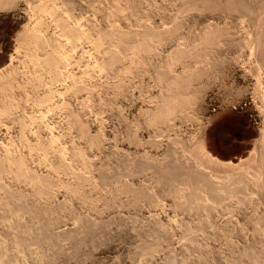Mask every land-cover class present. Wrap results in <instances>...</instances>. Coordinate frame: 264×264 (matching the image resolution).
Returning a JSON list of instances; mask_svg holds the SVG:
<instances>
[{
  "label": "bare ground",
  "instance_id": "6f19581e",
  "mask_svg": "<svg viewBox=\"0 0 264 264\" xmlns=\"http://www.w3.org/2000/svg\"><path fill=\"white\" fill-rule=\"evenodd\" d=\"M57 1H61L62 3L61 2L58 3ZM80 1L78 2V0H77L76 2L78 4H80ZM90 1L92 2V1H95V0H90ZM97 1L99 2V0H96L95 1L96 4H98ZM109 1L110 0H108L107 2H109ZM115 1H120V0H115ZM122 1H124L123 3L126 4V5H121L122 4L121 3ZM138 1H140V0H137L136 3L133 4V3L129 2V1L121 0V2H120L121 4H118V2H116L117 3L116 5H115V2L113 1L114 4L113 3L112 4L114 6H112V7L114 8V10H115L114 12L115 13L112 12L113 10L110 11L108 9L109 7L107 8L109 11L106 10L107 13H102V12H104V9L102 8V6H105V4H103L105 1H103L101 8H100V6L97 5L100 8V11L103 9V11L101 12L102 15L104 14L103 15L104 17H102V19H101L102 21L105 20V19L103 20V18H105V16H106L105 14L108 15L107 16L108 19H109V15H110V17H112L113 15H111L110 13H112V14L114 13V16L117 14L116 17H118V16L121 17L122 12H123V14H124V17L123 18L124 19L126 18L125 20L123 18H121V19L124 20V22H122V23H120L119 19L117 18L118 21H119V23H120V25L117 24L118 26L117 25L115 26L114 25L115 22L113 23V25L110 24V23H112L114 21V16H113L112 17L113 18L112 21H111L112 18L109 19L111 22L108 21V20H105L106 23H107V21L110 22L109 23L110 26L108 25V27H110V28L107 29V27L105 26L106 29H104L105 27L104 28H101V26H100V28L94 27L95 24L98 23V21L96 20L97 21L96 22L94 19L96 18V15L97 16L100 15L99 14L100 11L97 10V9H99L97 6H96L95 10H93L94 8H92V6L95 7V5H93L94 2H92V3L90 2V4H89L92 9H90V8L87 9L89 6L85 7L89 2L87 4H85L84 1L82 0L83 4L81 3V5H80V6L83 5V9L86 8L87 9L86 10L87 12H90L91 10H93V12H94V15L92 14V12H90V15L92 14L94 16L92 19L95 21L94 22L95 24L93 23L94 26H93V24L91 26L87 25L88 26L87 27L86 24L88 22H90V21H87V23H86L85 21L79 20L80 22H82L84 24L86 23L85 26H83L84 24H81L79 21H78L79 23L78 22H75V19L77 21V17L75 16L76 17L75 18L74 17V14L71 13V11L74 12L75 6H76V5H74V1L73 0H0V24H3L4 25V28L7 27L10 30L13 29V28H14V30H15V28H18L19 25H20V23L22 22V20L29 15L28 13H25L29 9H30L29 11L32 12V14H31L32 17L30 18L28 16L29 19H30V21L33 20L32 18H36L35 19V22L32 24L31 27H27L26 28L25 25H24V23H21V24L24 25V27H23V25L20 26V27L21 28L23 27L22 29L24 31L23 30H20L19 33H21V31H23V32L21 34L16 35L18 37L17 38L18 41H17L16 37L14 36L15 39H16V41L19 42V44L18 43H15V45L17 44L18 47H20L19 49H17V45H16V49L17 50H21V51L18 52L14 48L15 51L13 50V52H15V53L18 52L17 54H19L21 57H17V59H16L15 57L17 55L13 58L12 56H9L10 55L9 54L8 55L9 58H7L8 61L7 60L5 61V59L2 60V58H1L2 61L0 60V118L3 119V120L6 119L4 121H10L13 125H16L17 128H18V130H19V133H18V130H17V134L20 135V136H22V137H25L24 132H28V130H29V132H31L30 129L27 128L28 125H27L26 120L31 119L32 117H30L28 115L25 116V114H27V113H24L23 112V114H22L21 111L19 110L21 107L19 106V102L18 101L21 102L23 100V97L24 96L23 97L20 96V97H22V100H21L20 97H17L18 100H16V98H15L17 96L16 90L18 91V94H19V88L21 87V84L24 83L23 82L24 80L22 81L21 80L22 78L20 76L19 77L21 79L19 78L20 79L19 81H22L23 83L21 82V84H20L19 81L17 80L18 79L19 72H18V68H17L18 65H16V64H19L20 66L21 65L23 66V67L21 66L20 71H21V69L22 70H25V73H31V75L35 77V78L34 77L32 78V76L30 75V78L31 79L29 78L30 80L33 79V82L31 81L32 82V86H36L35 87V90L36 91L32 87L30 88V89L33 90V92H35V93L32 94V96L33 95H35V96L33 98L30 97L31 95H29V94L32 93V90H30V91L26 90V92L27 91L28 92H31L29 94L27 93V97H29V98H26V99L28 101H32V103H33L32 104V107L33 106L34 107L35 106L42 107L41 106L42 104L44 106V103L45 104H46V102L47 103H50L48 101L49 100L52 101L54 98L51 99L50 98L51 97L50 94H49L50 96L47 95L48 93L46 91H44L41 87L40 88H38V87L41 86V84H43L44 81L47 80V79L50 82H53V83H54L55 80H58V82H60L59 78H61V76L64 75V74L61 75V73H64L61 70H64V68H66V67H67V69L69 68L68 67L69 64L68 65L66 64V67H64L65 65L63 64L64 65L63 66V69H61L62 68V63L64 61L63 60V56L67 52L66 51L67 50L66 49V46H68L67 47L68 50L71 49V51H72L73 49H72L71 46L74 47V46H76V44H79V43H82V44L84 43L85 44L86 43L85 45H86V50H87V44H90L91 48L93 50H96L95 52L92 51V52H94L93 54H95L93 56H99L100 55L99 58L96 60V62L93 60L94 61V64L96 63V66L94 65V69L93 68L91 69L90 67L91 66L93 67V65L90 66V64H89L88 67H86L87 65H84L85 66L84 71H86V72L83 71L84 72L83 73L81 71L82 72L81 73L82 74V77H81V75H78L77 74V76L78 77L80 76V78L71 79L72 82L69 85H67L68 84V82H67V84H66L67 86L65 87V90H64V96H65V98H64V100L63 99H60V101L63 100L65 102L64 103L65 105L63 104V101H61L60 103L62 104V106L64 105L63 106L64 107V114H65V118L68 121V124L66 123L67 130H68V127H69L70 130L72 129L73 131H75L78 134V136H80L82 138V141H84V142L87 143V144H84V146L85 145H88V149L89 150L96 151V153H98L97 151H99L100 153H102V151L105 149L106 146L104 147L103 146V143L100 142V141H104V140H100L99 141V138L101 139V137L103 135H100L99 138L98 137L97 138H94L95 136L93 137V135H96L95 134L96 131H95L94 134L93 135L91 134L92 136L90 137L89 136L90 133H88V131L90 130L89 129V126H87L88 127L87 129L88 130H86L89 135L86 134V131H85L84 127H86V125L88 123L85 126H83V124L86 123V122L84 123L85 119H84V121L83 120H80V118L78 117L79 116L78 112L76 113V111H75V108L78 107L79 105H81L83 103V101H84V100H82L83 99L82 96H84V94L85 95H89V98L91 97V99H92V97H94L95 95H97L98 96L97 102H99L101 100V97L100 96H104V98L107 99L108 103L110 104L108 106H112L113 105V106H115V108H118L117 110L114 109L116 113H117V111L119 113L120 109L124 108V106H125L124 111L125 110H128L126 108V105H131L130 107H133V103L135 101L134 89H136V90L139 89V87H136L135 86V83L139 79V75L140 76L141 75H145L144 72L142 73V71H143V69H145L146 66H144L143 68L140 67L142 65V62L145 61L144 58L145 57L147 58L148 55H153L154 53L156 54V52H158L157 49H159V53H160L163 50V48L167 50L168 48L171 49L172 47H175V49L173 48L174 52L173 51H170V52H173V54L175 53L176 55H177V53H179L177 56L174 55V57H178L177 59L181 58L180 55L181 56L184 55L183 57H185V50L188 49V46H186V48H187L186 49L183 45H185L187 42H190V41L192 42L193 41V48L192 49L194 51H196L197 54L195 55V52L192 49L191 50L188 49L189 51H187L188 53L186 52V55L188 56L189 53H190V55H192L191 51H193V53H194L192 55L193 57L190 56V55L188 56V57H192L191 59H193L194 56H198V55L201 56V57H203V59H204V56H206V57L209 56V57H207V59L209 58V61H206V57H205V60L204 61H203L202 58L201 59H202V61L204 63L205 62H207V63L209 62V64H212L213 59H214V61L216 63L214 65L212 64V69H213V67L215 69V66L216 65H218V67L221 68L220 64L223 66V62L225 63V61H223L222 63L221 62L218 63L219 60L217 61L216 59H220V60L221 59H225L226 56H227V59L229 57L228 60L226 59L227 62L230 61V63H233V65L235 64L234 63L235 61L234 62H231L233 60H236L237 61V59H242L241 61H245L244 63L246 64V68L244 70L246 72L245 71L244 72L242 71L243 72L242 79H243V82L245 83V87H244L245 90H244L243 95L236 102H233L234 104L233 103L232 104L235 105V107H237V108L239 107V109L242 111V113L245 116V118H246L247 122L249 123V125L255 127V130L258 131V134L260 135L259 148H260V155H261V157H260V160L261 161L260 160L259 161L264 163V32H263L264 31V28H263L264 27L263 26L264 25V17H263L264 16L263 15L264 14V4H263L264 1L263 0H176V2H175V0H173L172 3L173 2H174V4L177 3L176 4V10L174 9L175 7L173 8V12L175 11L176 15L173 12H171L173 14L167 13L169 15L171 14L170 15L171 17L173 15H175L173 19L171 17H169V15H168L169 18L164 17V16L163 17L160 16V15L166 13L165 11H162L161 10L162 8L164 10H166V9L168 10L169 9L168 7L169 6H172L171 5L172 3L171 2L169 3V0H168V3H167V0L166 1L164 0L166 2V4H169L167 8H165L166 7V4H165V2H163V0H162L161 3H163L165 6L163 4L162 5H158V6H164L162 8L161 7L159 8L158 6H156L157 3L155 2L156 3L155 4L153 2L152 6H154V7L156 6V8H154L152 6L151 7L154 8V9H157V12H159L157 14L158 15L160 14L159 16L162 17V18H160L161 20L158 19V21H160L159 22L160 24L155 23L156 20L155 21L153 20L152 23L150 22L148 24V23H146L147 21L146 22H141V21H139V19H136L137 17H135V16H138V15L141 16L140 13H143L144 12V11L141 12V9H139L140 10L139 14H136L138 10L136 11V10H134V8L136 6H138V5H140V4L137 3ZM143 1L144 0H141L139 3L143 2ZM101 2H99L100 5H101ZM107 2H106V4H107ZM146 2L147 1L145 0L144 3L146 4V6L149 5V2L148 3H146ZM144 3H141V4H144ZM58 4L60 5L61 8L64 5V7H63V10L64 11L61 8H59V7L58 8L60 9V11L58 10V8L56 7V6H59ZM91 4H92V6H91ZM109 4L112 5L111 2ZM145 4L143 5L144 7H146ZM23 5L26 8V11H25V8L24 9L23 8L22 9L20 8ZM150 5H151V3H150ZM151 7H149V10L150 11H151V9H150ZM126 8L128 10H132V12L131 11H128ZM125 9H126V11L129 12V15H127L128 12L125 13L123 11ZM142 9H143V7H142ZM158 9H159V11H158ZM76 10H75V12L77 13V15H78V12L79 11H80L79 13H81L80 15H83V13L81 12L82 9L79 8V11L77 10L78 12ZM96 10H97V12L99 11L98 12L99 15L97 14ZM133 10L136 12L135 13L136 14L135 16H134V11ZM146 10L147 9H145V11ZM153 11L154 10H152V13H155L156 14V12H153ZM160 11H162L163 13L161 14ZM46 12H48L49 17L51 19V21L50 22H47V23L48 24L49 23H52V26H53V28H51V26L48 25V28H49V26L51 28L50 32L53 31L51 34H49L50 32L47 31L48 28H46L47 27V24L45 22V21H48L49 19L48 20L46 19L45 21L42 20L43 17H45L47 15V14L45 15ZM67 12H70L71 13L72 16H70V13H69L68 17H70V18L72 17L74 21L68 19L67 15H66V14H68ZM95 12H96V15H95ZM168 12H169V10H168ZM43 13H44L45 16H43ZM26 14H28V15L26 16ZM86 14H88V13H86ZM144 14H146L145 16H147L148 18L145 17ZM144 14H142V15L144 16V18L146 20H148L150 17L147 15V12H144ZM80 15H78V16L80 17ZM88 15H85V16H88ZM130 15L133 16L131 19H133L135 17L134 18L136 20L135 23H133V21L132 22L130 21V18H129V17H131ZM47 16H46V18H47ZM127 16H129L128 17L129 18V21L128 22H126V20L128 19ZM159 16H157V17H159ZM165 16H166V14H165ZM99 17H101V15ZM144 18L143 17H140V19H143V20H144ZM170 18H171V20L169 21ZM68 20H70V21H68ZM90 20H91V18H90ZM115 20H116V18H115ZM30 21H28V22H30ZM105 21L103 23L104 25L106 24ZM118 21L116 20V22H118ZM158 21H156V22H158ZM25 23H27V22H25ZM99 23H100V21H99ZM157 24L160 25V26H158ZM97 25L99 27V24H96V26ZM26 26H28V25H26ZM0 30H2V29H0ZM3 33H4V29H3ZM8 34H10V33H8ZM10 36H12V35H10ZM84 41H86V42H84ZM84 44H83V46H85ZM69 45H71L70 46L71 48L69 47ZM83 46H81V47H83ZM180 46H181L182 49L184 48V50H181ZM77 47H75V48L77 49ZM79 47H80V45H79ZM81 47H80L79 50H82ZM83 48H85V47H83ZM160 48H161V51H160ZM86 50L84 49L82 51L83 54H84V51L86 52ZM168 51L169 50H167V52H163V54L164 53L165 54L168 53ZM224 51H227V53H224ZM82 52H81V54H82ZM96 52H98L99 55H97L98 53H96ZM73 53H76V52H72V55H73ZM169 53H168V56H170ZM86 54H88V53L86 52ZM66 55H65V57H67ZM77 55L79 56L80 54H78V52H77V54L75 56H77ZM80 56H82V55H80ZM84 56H86V55L84 54ZM93 56L91 57V59L93 58ZM158 56H159V54H158ZM163 56H166V55H163ZM168 56H167V58L166 57L165 58L167 60H169V61L171 59V61L173 60L172 62L175 63L174 61L176 59L175 58L172 59L171 57L168 58ZM187 56H186V58H184V59L182 58L181 59L182 62L186 59V61L189 63V60L190 59H188ZM223 56H225V58H223ZM70 57H71V55L68 58L70 59ZM73 57L70 60H72ZM76 58H79V57H76ZM153 58H156L157 59V60L155 59L156 61H158V59H159V58H157V56H154ZM88 59L90 60L89 56L87 57V60ZM163 59L164 58L162 57V61L161 62H165V61H163ZM194 59H196V58H194ZM194 59H193V61H194ZM201 59L199 57L198 58V60H199L198 62H200ZM210 59L212 61L211 63H210ZM89 60L87 61V64H88ZM78 61H79V59L76 62H78ZM81 61H79V63H81ZM84 61H86L85 58H84ZM84 61L82 63H84ZM147 61H148V59H147ZM156 61H155V63H157ZM177 61L178 60H176V62ZM90 62L92 63L91 60H90ZM149 62H150V60L148 61V63ZM161 62H160V64H162ZM166 62L169 65L166 64L165 71L162 70V68H160L163 65L160 66L159 61H158V64L159 65L158 64L157 65L159 66V70L161 69L163 72L161 70L160 71H157L158 69L157 70L156 69H153V70H156V72L153 73L154 76L152 74V77H153L152 78V81L154 79L156 80V82L153 81V83L154 84L155 83L156 84L158 83V85L160 84L159 86H161L162 88L164 87V89H161L158 86V88L160 89V91L157 92L159 94H158V96H156V99H155V100H157V99H160L161 98V100H159V102H161V104L158 102L159 105L157 104L155 110L146 109V110H148L147 111V114L146 115L143 114L145 116L142 117V119L144 118L143 120L146 121V119L148 118V114H149V116H150L149 118H153V119L155 118L153 120L155 122L153 123L152 120H147L146 123L143 120H141V122H139V120L141 118H139V120H138V117L136 118L134 116L136 118V119H134L132 117L133 116L132 115L133 113L131 114L132 115L131 118L133 119L132 121L137 120L140 124L142 122H144L145 123L144 126L147 125V122H149L153 126V125H156V123L158 124V121H159V123H163V124H161V126H163V127L165 126L167 132H169L170 130H174V129H170L171 127H173L174 124L173 123H170L172 121V119H169V118H172L174 116H177L178 117V115H176V113H175L176 110L173 109L174 110L173 111L171 108H174L175 107L174 105H176V107H178L179 106V103H180V105L182 104V102L184 103V101H185L184 98H183L184 101H181V102H178L177 101V99L181 96L179 94H181L182 91H183L182 94H184L185 90L187 88L189 89V86H187L188 85V82H190V81L192 82L196 78L193 79V80H191V79H182V80L185 81V83L188 80V82L186 83L187 85L184 83L187 87L186 86H183V87H185V88H183V87H180L181 84L180 85H177V87H175L176 90H177V88H183L184 90L183 89H182V91L180 90L181 92H178L179 89L177 91L175 90V92H177L176 94L179 95L178 98L175 97V96H178V95H174L175 94L174 93V89L175 88H173L176 85L175 84V79L177 78V76L175 77V75L177 73L173 72L174 73L173 74L174 81H173L172 80V75H171L172 72L171 71L172 70L173 71L176 70V69L174 70L173 67L177 66L178 63L173 64V66L171 67L170 66V63L171 62L170 63L168 61H166ZM187 62L185 63V65H187ZM203 62H200V63H203ZM73 63L74 62H71L72 65L75 64V63L74 64ZM82 63H81V65H82ZM139 63H140V65L138 66ZM143 63H145V62H143ZM153 63H154V61H153ZM153 63H152V61L150 62V64H153ZM155 63H154V65H155ZM179 63H180V59H179ZM196 63H197V61H196ZM196 63H194V65ZM207 63H206V65H208ZM189 64H193V62L192 63H189ZM76 65H78V64H75L74 66H76ZM79 65L76 67L78 70H79V68L81 66V65L80 66ZM167 65L170 68H172V70L169 71V69L167 68ZM185 65L183 64L184 67H185ZM194 65H187V66L188 67L189 66H192V67L195 68L196 65L195 66ZM137 66L139 68H142V71H140L139 68L137 70ZM164 66H163V68H165ZM178 66H181V65H178ZM183 66H182V68H183ZM226 66H227L226 67L227 68L226 73L224 71V68H221L223 70L220 71L222 74L225 73L226 76L220 74V77H223L224 78V77H227V75H230L231 77H234V75H235V69L232 67V65H230V66L226 65ZM73 67H72V69H73ZM82 67L83 66H81V68ZM150 67L152 68V65H150L149 68ZM188 67H187V69H188ZM81 68H80V70H81ZM87 68H90V70H92V71L94 70V74H96L93 77L91 75V72L89 71L88 76L91 79L94 78V81H92V82H91V80L89 81L90 78L88 79V77H86L85 78L86 80H84V77L83 76H86L85 74H87V72H88L87 71L88 70ZM149 68L147 66V69L146 70H148ZM154 68H156V67H154ZM187 69L185 68L186 71L192 70L191 68H189V70H187ZM212 69H211L212 73L216 71V70L213 71ZM179 70H181V69L179 68ZM66 71L68 72V70H66ZM67 72H66V74H68ZM73 72H75V70ZM78 72L80 74V71H78ZM140 72L142 74H140ZM231 73H232V75H231ZM196 74L197 73H195V75ZM198 74L200 75V73H198ZM206 74L207 73H205V74L203 73V75H206ZM68 75H65V76H68ZM74 75H75V73H74ZM149 75H150V73H149ZM195 75H193V76H195ZM199 75H197V76H199ZM203 75L201 73V75L199 76L200 80H201V78H202ZM218 75L219 74L217 73L216 79L219 77ZM27 76H29V74H27ZM70 76L71 75H69L68 78ZM178 76H180V74ZM22 77H24V74L22 75ZM25 77H26V75H25ZM72 77H76V75L75 76L72 75ZM145 77H143V79H145ZM207 77L205 76V78H204V76H203V78L207 80V83H209L208 81H210V80H208ZM210 77L212 78V76H210ZM210 77H209V79H210ZM68 78H67V80L69 81ZM29 79L25 80V83H28ZM149 79H151V78H149ZM213 79L216 81L215 78H213ZM220 79H222V78H220ZM177 80L178 81H181V78H180V80L177 78L176 79V83H178ZM234 80H236V79H234ZM65 81H66V79H65ZM31 82H29L28 85ZM191 82L189 84L192 85L193 82L192 83ZM212 82H214V81H212ZM141 83H143V82L141 81ZM54 84L57 85L56 82ZM139 84H136V85L138 86ZM147 84L148 83L146 82V85ZM202 85L200 86V88L197 87V86H195V88H198V89H195L194 90L195 91L194 92L195 94L193 95V93H190V94H192V96H191L190 99L192 101L193 100L194 101L191 102L190 99L189 100L187 99V101H188L187 104H188V107H189L190 106L189 105L190 102L191 103H195L197 105V108H195V109L197 111H199V113L200 112L201 113H207L206 112L207 109L215 108V105L216 104H215V102H213V100H212L213 98L211 99V97H212L213 93L217 91L216 89H217L218 86H217V84H216V86H217L216 88L214 87L215 85H213V87L210 86L211 88L207 90V88H206L207 85L204 82L202 83ZM48 86L49 85H46V87H48ZM59 86H60V84H58V87ZM27 87H30V86H27ZM143 87H145V86H143ZM143 87L140 86V89L143 88ZM191 87H190V89H191ZM23 88H25V86L24 87L22 86V88L20 89V91L23 90ZM146 88H148V87H146ZM146 88L144 90L143 89L142 90L145 91ZM37 89L38 90L41 89L42 91L46 92V95H44L43 93H41V91L38 92ZM188 89H187V92H188ZM139 90H138V92H139ZM163 90L165 92H167V96L162 94L164 92ZM192 90L193 89H191L190 92H193ZM50 91H52V90H50ZM53 91H55V89ZM21 92H23V91H21ZM26 92H25V94H26ZM37 92L40 93V95L41 94H43V95L39 96L37 94ZM160 93L162 94V97L159 96ZM186 93L184 95H187L188 94V93L187 94ZM190 94H188V95L190 96ZM22 95H23V93H22ZM61 95L62 94H59V97H62L63 96V95L62 96ZM189 96H184V97L185 98L186 97L189 98ZM55 97H57V96H55ZM157 97H160V98H157ZM174 97H175V99H174ZM99 98H100V100L98 101ZM140 98H141V96H140ZM150 98L152 99V97H150ZM171 98H172V100H171ZM180 98H182V97H180ZM180 98H179V100H180ZM14 99L18 102V104H17V102H15ZM95 99L93 98L91 101H93ZM58 100H59V98H58ZM138 100H136V103L138 102ZM173 100H176L177 101L178 106L176 104V101H174L175 103L173 102L174 103V105H173V103H172ZM101 101H104V100H101ZM107 101L105 100V102H107ZM170 101H171L173 107H171V103L169 104ZM53 102H52V105H53ZM94 102L95 101H93V103ZM97 102H95L94 104H96ZM105 102H104L103 105H105ZM147 102L144 101V103H147ZM152 102L154 103V101H152ZM152 102H150V103H152ZM14 103H16V104H14ZM101 103H103V102H101ZM108 103H106V106H107ZM139 103H140V101H139ZM144 103H143V106H144ZM153 103H152V105H154ZM25 104H26V102H25ZM61 104H60V106H57V109H58V107H59V109L62 107ZM86 104H88V103L86 102ZM124 104H126V105H124ZM20 105H22V104H20ZM30 105L31 104H29V106ZM83 105H82V107H83ZM90 105H88V106L90 107ZM100 105L99 106L102 107L103 109L106 108V106L104 107V106H102V104H100ZM146 105H148V104H146ZM251 105H253V107H251ZM16 106H18V108H16ZM22 106L24 107V105H22ZM84 106H86V105H84ZM23 107H22V109H23ZM25 107L28 108V106H26V105H25ZM45 107H46V105H45ZM54 107L56 108V106H54ZM130 107H128V108H130ZM182 107H183L182 105H181V107L179 106L178 107L179 110H182L183 109ZM78 108H80V107H78ZM138 108H140V107H138ZM180 108H182V109H180ZM24 109H26V108H24ZM28 109L30 110V107ZM33 109H31L30 111H32ZM54 109H53V111H54ZM93 109H95V108L93 107ZM99 109L102 110V112H100V114L103 116L104 115L103 112H105L106 109L104 111L101 108H99ZM99 109L96 108V110H94V112H96ZM111 109H108L109 110L108 112L112 113L113 112V108H111ZM137 109H135L136 110L135 112L138 113V110ZM15 110H17V111L19 110L18 112L21 113V115L20 116H17L15 114L16 113ZM37 110H38V108H37ZM140 110H141V108H140ZM41 111H38V112H41ZM49 111L51 112L52 110H48V113H49ZM45 112L47 113V111H45ZM115 112H114V114H115ZM126 112H127L126 114L129 113L128 111H126ZM173 112L175 113V115H173L174 114ZM189 112H191V111H189ZM34 113H35V111H34ZM83 113H86V112H82V114ZM118 113L115 114V117H116V115H118L117 117H120L119 116L120 113L119 114ZM122 113H124V112H122ZM177 113H180V111L178 112V109H177ZM181 113H184V112H181ZM32 114H33V112H32ZM40 114H42V113H39V116H37V115L36 116L37 117H40ZM55 114L56 113H53V116L54 117H55ZM87 114H89V113H87ZM140 114L142 115V111H141ZM29 115H31V113ZM42 115H44V114H42ZM56 115H58V114H56ZM97 115L99 116V114H97ZM97 115H95V116L97 117ZM171 115H172V117H170ZM181 115H183V114H181ZM185 115H184V118H188V116H190V115L187 114V112H186ZM46 116L48 117L49 115H45V117ZM85 116H88V115L85 114ZM146 116H147V118H145ZM180 116H179L180 119L179 118L178 119L180 121H182V120L184 121L185 119L183 118L181 120L182 117H180ZM27 117H28V119H27ZM60 117H59V119H60ZM88 117H91V116L89 115ZM99 117H97V118L100 119V121L101 120L103 121V119H101L102 117L101 118H99ZM49 118H48V120H49ZM85 118H87V117H85ZM34 119L35 118H32V121ZM42 119L43 118H41V120ZM125 119L127 120V118H122L120 120H118V118H117L115 120H117L119 122H121V120H122V122H123ZM173 119H174V121H177L178 120V119L176 120V117H174ZM41 120L39 121V119H38L37 122L39 121L41 123ZM48 120H47V122L49 123ZM65 120L63 118V122L64 123H65ZM156 120H157V122H156ZM30 121H29V123H30ZM35 121H34V123L33 122L32 123L35 124ZM82 121H83V124H82ZM127 121L129 122V120H127ZM137 121H135L136 123L134 122L135 124L133 123L135 126H136V124L138 125L136 127V129L135 128H132V126L131 127H125L127 125L128 126L131 125V124H127L128 123L127 122L126 125L124 126L126 130H124V128L122 130V132L126 131V134L125 135L122 134L121 136H123V135L126 136V141L128 142L127 145H126L127 146V149H124L122 147H119L118 146V141H117V145H116L115 144L116 142H114V140H113V142H114L113 145H114L115 149L114 150H111L113 148H110L109 152H107V153L104 150L105 154H100V155H104V157L100 159L99 164H95V161L93 162V160L92 161L90 160V158L91 159H94L97 156L95 157V156H92V154H90L93 158L92 157L89 158V156L85 153L86 150H83L82 149L83 148V145L81 143H80L81 145L78 144L80 147L79 146L77 147L76 145H72L71 148L69 147L70 150L68 151L69 153H67L66 150H68V149H64V147H63L64 145L62 146L63 148H61V146L59 144H57V142H60V139H62V138H60L58 136V139H57L58 141H56V139H55V135H57L56 133L54 134V136H52V138H51V135L50 134H49L50 135V138L48 137V135H46L47 137H45V139L49 138V140L47 139L48 146H46L47 143H46V145H45V143L43 145V147L46 148V150L50 149L52 151V149L55 148V151H53V152H58L59 151V152H61V154L64 152V157H63L64 159L63 158L62 159H59V161H57V163H58L57 166L54 164L56 167L54 165H52L53 164L52 163L51 164L52 165L51 167L53 168V171H52V169L50 170V172L57 173L58 175L59 174H62L61 176H64L65 177L63 179H61L62 177L60 178V177H58V175H55L57 177V180H54L56 177L54 179L52 177H47L48 176L47 175L48 173L46 174V172H45V176L46 177L44 176L42 178H37V176L36 175H33V174H38V173L32 172L30 170L29 171L31 173H27L29 171L26 168L25 164L27 165V163L29 161H31L32 159L30 160L29 159L30 157H29L28 158L29 161L27 163H25L26 162L24 160V157L25 156H22V155H24L26 153V151H25L26 148H27V152L29 153L28 148H30V147H27V146L25 147V150H23V151H25L24 154H21L22 152H19L18 148H17V151H15V149H14V152L20 153L21 156H19L20 154L18 156H15L16 153L14 154V156H11V157H10V155H7V156H9V158L6 161H8L10 167L12 169L14 167L15 170L17 169L18 173L22 176V178L25 177V180L24 181L25 182L28 181L27 183H28V185H31L30 187L33 190V193L34 194L31 192L32 193L31 195H33V196H28V195H26L25 192L20 191L19 189H21V188H19V187H17V190L12 189V188L15 187L14 182H11V184H13L14 186L11 185L10 187H11L12 190H10L8 188L7 184L3 183V181H2L3 178L0 180V192L3 193L2 194V197H0V225L5 224V226H3V227L0 226V264H54L56 262L58 264L59 261H56V260H60L61 262H67V261L71 262L73 260V262H74L73 264H83L82 262H84L85 260H87V258H85V260H84L83 257L81 258L80 253H79L80 247L82 245H85L84 243L87 240H89L91 242H94V238H95V235H96L95 233L97 231L101 232L102 233V236L104 234H107V233H104V232L108 228V226L110 225V222L112 221V220H110L111 216H110L109 213L106 214V215H108L107 216L108 217L107 219L106 218L105 219H100V216H99V219L100 220L97 219V220H99V223L98 224H95V223H93L92 220H91L92 223L89 222V218H87V220H85L86 218H84L85 216H83L84 215L82 213L83 211L81 212L83 215L82 214H80V215H81V218L84 221H83V223H81L82 225L79 226L80 228L78 230L76 229L77 231L74 229L73 234H72V231L71 232H67L68 234H71V235H61V234L52 233V231L55 232L54 229H56V231H57V228H58L59 225L61 226V224H57L55 221H57V218H62V216H60L61 215L60 214L58 217H56V213H54L55 214V217H56V220L53 221L55 219V217H54V219L52 218L53 219L52 220L50 218V215H52L51 212H52L53 209H55L53 212L57 211L56 210L57 207L56 206L54 207L53 204H52V202H51L52 206L54 207L52 209L51 208V204L49 205V202L48 203L46 202V205H45V202L44 201H48V198H46V197H48L51 194L50 193V190L53 189V188H55V187L63 188L64 191H65V192L64 191L63 192L66 193V196H68V197L69 196H71V197L73 196L72 198H74V197H76V199L78 198L79 199L78 200V203L81 201L80 206H81L82 203H84V205L85 204L86 205H89L87 207V209H89V207H90V209H93L95 211L98 210L97 209V206H99V205H96V204L97 203H100V201L101 202L103 201L102 204H105V207L107 209H109V208L112 207V206H110L112 204V202H114L115 200L117 201V199L121 195H123L124 198H121L120 197L121 199L118 200L119 201L118 204L123 207L124 203H122L123 204L122 205V204H120V201L122 199H125V196L127 194L128 195L131 194L132 195L131 196L132 200L133 201H136V205H132L134 207L133 210L134 209L136 210L137 208L140 207V206L137 207L139 205V204L137 205V203H138L137 201H139V202L140 201H147V202L150 203L151 200H154V196H153V198H152V196L151 197L149 196L152 192L150 194H148V193L146 194V189H147L146 185H147V183H150V184H154L155 187H161L159 189V191H160L159 193L162 192V194H163V191H164L166 194L172 195L171 197H173L172 199L174 201L173 204L176 205L175 206L176 208L178 207V211L174 210L177 213L180 210L181 211L182 210H185V211L186 210H189L188 213L189 212L192 213L194 211V209L192 211L191 208H193L194 206H196L197 209H205V208L207 209L206 206H209V205H205L207 199H209V200L211 199L215 203V205H216V203L218 204V202H220L221 200L224 201L223 199H225L227 196L229 197L232 192L235 193L238 190L237 188H234V187L232 188V185L237 184V180L239 179V177H238V179L235 178L237 180H235L236 182H234V184H232V183L229 184L226 181L225 182H223V181H220V182L218 181L217 182V181L211 180L209 178V176L202 170L201 165H199V163L196 162L195 160H192L191 162H186L181 157H176L178 153L176 154L175 151H177L178 149H174V146H173L175 144V143L173 144V142H175L174 139L172 141V144L173 145L171 144L173 147L171 145L168 146L167 147V151L165 150L166 151L165 154L163 155V157H161V159L162 158L165 159L163 161H161V159H160V161H156L155 160V157L153 155H151V152H149V150L147 151V150L143 149L142 152H138L137 151L138 150L137 148H139L140 146H144L145 144L143 145V143H146V145H147L149 142L147 143L148 140L145 141V142H142L143 137L141 136L142 139L138 137L137 133L141 129H140V126H139L140 124H138ZM151 121H152V123H151ZM174 121H172V122H174ZM10 122H8V123H10ZM2 123H4V125L6 126L5 122H2ZM32 123H30L31 125L29 127L32 126ZM48 123H45V125H48ZM129 123H131V122H129ZM184 123H186V122L184 121ZM50 124H52L51 121H50ZM36 125H39L40 126L39 123L36 124ZM45 125L43 124L42 126H45ZM61 125H64L65 126V124H63V123ZM121 125H122V123H121ZM56 126H58V125H56ZM10 127L12 128V126H10ZM10 127L8 128V126H7V128L9 130H10ZM13 127H15V126H13ZM50 127L52 128V126H50ZM50 127H49V129L47 128L48 131L51 130ZM7 128H6V130H8ZM26 128L28 129L27 131H26ZM119 128H121V126L118 127V129ZM12 129L14 130V128H12ZM39 129H40V127H39ZM54 129L56 130V128H54ZM63 129H65V128H63ZM100 129L98 128L97 131L99 132ZM158 129L161 130V127L158 128ZM35 130H33V131L34 132L38 131V128H37L36 131ZM52 130H53V128H52ZM57 130H56V132H57ZM70 130H68V131H70ZM164 130L162 129L163 133L166 131V130L165 131ZM8 131H6V132H8ZM40 131H41V129H40ZM42 131H43V128H42ZM42 131H41V133H42ZM62 131L64 132V130H62ZM73 131H72V133H73ZM162 131H160L159 133H161ZM63 132H62V135H63ZM101 133H97V135L98 134H101ZM145 133H148V132H145ZM159 133H157V134H159ZM186 133H187V131H186ZM44 134H47V133H44ZM51 134H52V132H51ZM103 134H104V132H103ZM155 134L156 133H154L153 135H155ZM161 134L159 136L162 137ZM28 135H29V133H28ZM28 135L26 134V137ZM30 135L33 138L35 136L34 134H31V133H30ZM58 135H60V134H58ZM70 135L73 136L75 134H71L70 133ZM43 136H45V135H43ZM63 136L65 137V135H63ZM72 136L70 138H72L71 140L73 141V137L74 136L73 137ZM12 137L14 138V136L11 135V140H12ZM17 137H19V136H17ZM67 137L68 136L66 134V137H65L66 138V142L65 141L64 142L67 143V144H69L70 142L69 141H68L69 143L67 142ZM156 137L157 136H155V139H156ZM165 137L167 138L168 143L170 144L171 142H169V139L171 137H173V135L170 136V137L169 136L167 137V133H166V136ZM15 138H16V135H15ZM37 138H36V140L34 139L36 143H37ZM74 138H76V137H74ZM145 138L146 139L147 138L150 139V137H148V134H147V136ZM173 138H175V136ZM181 138L178 137V141L182 140ZM9 139H10V136H9ZM111 139H112V135H111ZM115 139H117V138L115 137ZM157 139H156V141H157L156 143L154 141V143L152 145V148H149V149L152 150V149H154V145H155V149H154L153 152H155V150L157 151V148H158V147L156 148V144L159 142L158 141L159 139L158 140ZM187 139H189V138H187ZM11 140H8L6 142H8L9 145L12 144V146H14L15 144H13L11 142L16 141V140H12V141ZM29 140H31V138ZM39 140L40 139H38V141ZM185 140L184 141L182 140L181 143L183 144V142H185ZM9 141H11V142H9ZM18 141H19V139H18ZM82 141H80V142H82ZM123 141H125V139H123ZM110 142L112 143V141H110ZM120 142H122L121 139H120ZM161 142H162V140H160V143ZM36 143H34V144H36ZM77 143L78 142H76V144ZM151 143H152V140H151ZM151 143H149V144L151 145ZM165 143H167V142H165ZM22 144H25V143H22ZM39 144L41 145V142H39ZM182 144H180V145H182ZM53 145H54V147H53ZM131 145L135 146L134 147V149H135L134 151L131 150V148H132ZM158 145H159V143H158ZM5 146H7L9 148V146L7 144ZM37 146L39 147V145H37ZM65 146L67 147V145H65ZM81 146H82V148H81ZM102 146L104 147L103 149H102ZM109 146H110V144H109ZM117 146H118L119 149H117ZM7 147H6V149H7ZM10 147H11V145H10ZM17 147L21 148L22 145L17 146ZM149 147H151V146H149ZM159 147H161V145H159ZM11 148H9V149H11ZM158 149H160L162 151L161 148H158ZM89 150H87V152H89ZM182 150H183V148H182ZM190 152H191V150H190ZM6 153L4 155H6ZM10 153H11V151H10ZM10 153L8 152L7 154H10ZM12 154H13V151H12ZM175 154H176V156H175ZM25 155L27 156V153ZM30 155L32 157V154H30ZM0 156L2 157L3 155H1V153H0ZM2 159H3V157H2ZM34 159H35L34 161L37 160L36 157ZM41 159H43V158H41ZM151 160H154V161H151ZM45 161H47V160H45ZM112 161L113 162L115 161V164H116L115 165V168L111 165L112 164L111 163ZM1 162H0V175H1V172H2V168H5L3 166L4 164H2ZM37 162H39V161H37ZM31 163H33V162H31ZM47 163H48V161H47ZM29 164H30V162H29ZM34 164H35V162H34ZM37 164H39V163H37ZM5 165H7V164H5ZM1 166H3V167H1ZM35 166H37V168H39L38 165H35ZM35 166H33L32 169H34ZM45 166H47V164ZM48 166H49V163H48ZM31 167H32V165H31ZM7 169H8V167H7ZM46 169L47 168L45 167L44 170H46ZM24 170L26 171L27 174H25ZM3 171H4V169H3ZM42 171H43V168H42ZM42 171L40 170L39 172H41L40 174H42V176H43L44 173ZM48 171H49V169H48ZM7 173H10L9 170L6 171V174ZM16 173H15V175L12 173L11 174V178L9 180L12 179V175H14V177H15L16 176ZM40 174H39L38 177H41ZM49 174L51 175V173H49ZM237 174L239 175V173H237ZM20 175H18V177ZM240 175H242L240 177H243V178L245 176V175L243 176V174H240ZM2 176H3V174H2ZM18 177L16 176L15 179L16 180L17 179L19 180ZM222 177H224V175ZM222 177H221V179H222ZM215 178L217 179V177L214 176V179ZM227 178L228 177H226V179ZM217 180H219V179H217ZM223 180H224V178H223ZM228 180H229V178H228ZM20 182H21V178H20ZM18 184L20 185L19 182L17 183V185ZM150 184H148V185L149 186H152ZM24 186H23V188H26V187L28 188L27 185H26V187H24ZM15 189H16V187H15ZM56 189H58V188H56ZM28 191H31L30 188H29ZM28 191H26L27 194H28ZM154 191H156V190H154ZM148 192H150V191L148 190ZM55 193H58V192H55ZM154 193H153V195H154ZM157 193L158 192L155 193L156 198H158ZM29 195H30V193H29ZM52 195H54V194H51V198H53ZM58 195H57V197H58ZM161 195L159 194V196H161ZM164 196H166V195H164ZM231 196H233V194ZM30 197H33L34 199L33 198H30ZM39 198L44 200L43 201L44 203L43 202L42 203L44 204L45 207L43 205H41V203H40L41 201L38 200ZM49 198H50V196H49ZM63 198H65V197L63 196ZM54 199H55V197H54ZM61 199H62V197H61ZM76 199H75V201H76ZM159 199L160 200L162 199L161 201L164 200L163 198H158L157 200H159ZM166 199L168 200V197ZM172 199H171V201H172ZM226 199L228 200V198H226ZM62 200L64 201V199H62ZM65 200H66L65 203H67V205H68L69 203L67 202V198H65ZM125 200H126L125 201L126 204H130L129 202H127L128 201L127 199H125ZM132 200L130 199L131 202H132ZM209 200H208V203H209ZM63 201H62V203L59 202V204H58L56 202L54 204L55 205H58V206L61 204V209H63L62 208V205H65V204H63ZM123 201H121V202H123ZM159 201H156V202H159ZM151 202L153 203V201H151ZM163 202H162V204H163ZM210 203H212V202H210ZM144 204H145V202H144ZM173 204L171 203V205H173ZM112 205H115V204H112ZM149 205H151V204H149ZM70 206H71V204H70ZM71 207H73V206H71ZM71 207H69L70 210H71ZM77 207H78V205H77ZM105 207L104 206H101V209H104ZM118 207L119 206L116 207L117 210H118ZM69 208H68V210H69ZM83 208L85 209V207H83ZM113 208H114V206L111 208L112 211L115 210ZM210 208H208V209H210ZM73 209L74 208H72L71 212L73 211ZM80 209L78 210L79 212H80ZM124 209L125 208H123V210ZM212 209H214V208H212ZM93 210H90V212L93 211ZM123 210H121V212ZM84 211H86V210H84ZM105 211L106 210H103V212H105ZM199 211H201V210H199ZM199 211L196 212V210H195L194 211V214L195 213L196 214L197 213L198 214H201V213H199ZM213 211H212V213H213ZM57 212H59V211H57ZM88 212L89 211H87V213ZM98 212H99V215L103 213L100 210H98ZM98 212H96L97 215H98ZM100 212H102V213H100ZM207 212H209V211H207ZM207 212H205V213L208 214ZM65 213H64V216H66ZM94 213H93V215H95V217H96V213L95 214ZM181 213H183V211ZM190 213L189 214L186 213V214L187 215H190ZM210 213H211V211L209 212V214ZM111 214L114 215L113 213H111ZM183 214H185V212ZM194 214L192 213V215H194ZM198 214H197V216H199ZM206 214H205V216H209V215H206ZM57 215H58V213H57ZM68 215H70V212H69ZM74 215H76L75 212H74L73 216ZM86 216L89 217L88 215H86ZM91 216H90V218H91ZM109 216H110V218H109ZM197 216L195 218H199L200 217V216L199 217H197ZM69 217L70 216H68L66 219L68 220ZM63 218H65V217H63ZM77 218H78V216H77ZM79 218L78 219L73 218V220L76 221V220H79ZM116 218H114V219H116ZM22 219L25 221V223H21L20 222ZM204 219H206V217H204ZM60 220L61 219H59V221ZM73 220H72V222L74 223ZM117 220H115V221H117ZM203 220H201V221H203ZM69 221L70 220L63 221V222L66 223V222H69ZM85 221H86V223H84ZM195 221H196V219H195ZM201 221H199L201 224H205V223L207 224V222H201ZM204 221H208V220H204ZM95 222H98V221H95ZM133 222H135V221L133 220ZM259 222L262 223L261 220H259ZM60 223H62V222L60 221ZM154 223H156V222H154ZM37 224H38V226H35ZM73 225L74 224H72V226ZM78 225H79V223H78ZM197 225H199V224H197ZM65 226H66V224H65ZM134 226L135 225L133 224V227ZM161 226H163V225L161 224ZM184 226H185V224H184ZM67 227H66V229H69ZM191 227H187V228H189V230H190ZM198 227H200V226H198ZM70 228H71V226H70ZM73 228L74 227H72V229ZM146 228H147V225H146ZM150 228H151V224H150ZM162 228L163 227H160L158 229L156 228L157 229V232L156 233H158L159 229H160V231L163 230ZM200 228H198V229H200ZM58 229L60 230L59 232L61 233L62 232L61 230L62 229H65V227H63L62 229L60 227ZM142 229H145V228L143 227ZM152 229H150V230H152ZM156 229H154L153 231H155ZM263 229L264 228H262V230ZM66 231H64V232H66ZM115 231H117V230L115 229ZM259 231H260V229H259ZM262 232H260V233H262ZM101 233L98 234V235H96V236H99L100 239H102ZM112 233H110V234H112ZM136 233H138V232H136ZM142 233L144 234V231H142ZM147 233L149 234L151 232H147ZM110 234L109 235H105V236L108 237V236H110ZM152 234H153V232H152ZM141 235H139V236H141ZM145 236H147V235L145 234ZM157 236H159V235H157ZM165 236H168V235H165ZM69 237H71V240H73V241H71L69 243V247H71L73 249V251H72L71 254L69 253V254H67L65 256L64 255L65 254V251H64V254H63L62 253L63 251L60 250L61 253H59V252L58 253H55V256L53 258L51 256L54 253V252H52L53 249L51 251L52 252L51 255L49 253L48 254L46 253L47 251L49 252V250H50V248L52 246L61 247V246H58L59 243L58 244H56V243L57 242H61L63 239L68 240V239H70ZM110 237H112V235ZM110 237H108V238H110ZM126 237H128V236H126ZM142 237H144V236H142ZM163 237H164V235H163ZM108 238H107V240H108ZM128 238H132V237L129 236ZM155 239H156L155 241H157V238H155ZM104 241H105V239H104ZM111 241H113V239ZM161 241L162 242L163 241H166V239L161 238ZM103 243H105V242H103ZM143 243H145V242L143 241ZM54 244H56V245H54ZM93 244L95 246V243H93ZM99 244H101V243H99ZM102 244H101V246H103ZM110 244H111V242H110ZM60 245H62V244H60ZM64 245H63V247H65ZM97 245H98V243H97ZM66 246L68 247V245H66ZM106 246L107 245H105V248H106ZM112 246L115 247L116 245H112ZM87 247H89V246H87ZM93 247H91V248H93ZM96 247H94V248L96 249ZM99 247H100V245H99ZM113 247H111V249H110V247H108L109 249L106 250L107 253H113V252H115V250H114ZM89 248H87V249L89 250ZM54 249H55V247H54ZM150 249H151L152 252L153 251L156 252V250L154 248L153 249L150 248ZM116 250H118V249L116 248ZM91 252H94L93 249L91 250ZM152 252L149 251L148 254L149 253H152ZM81 253H85V252H81ZM141 253H142V251H141ZM103 254H105V253H103ZM145 254H143V255H145ZM85 255H86V257H88L89 254L87 255L85 253L84 256ZM128 255H130V254H128ZM132 255H134V254H132ZM143 255L141 254L140 257H144ZM168 256H169V254L167 255V257ZM170 256H172V258L174 259L173 254H171ZM172 258H171V260H173ZM253 258H254V256H253ZM61 264H63V263H61ZM167 264H175V262H174V260L173 261L168 260Z\"/></svg>",
  "mask_w": 264,
  "mask_h": 264
},
{
  "label": "rangeland",
  "instance_id": "374dc122",
  "mask_svg": "<svg viewBox=\"0 0 264 264\" xmlns=\"http://www.w3.org/2000/svg\"><path fill=\"white\" fill-rule=\"evenodd\" d=\"M74 1V5H76L75 6V10L79 7L80 9H82L81 10V12L83 13V15H80L81 13H79L80 11H79V8L76 10L77 12H78V15H80V17L77 15V13L75 12V10H74V12H72L71 11V13L72 14H74V17L76 16L77 17V21H76V17L74 18L75 19V22H78L79 20H82V21H85L86 23H87V21H90V22H88L87 24H86V26L87 25H89V26H91L96 20L98 21V23H96V24H99V27H98V25L96 26V24H95V26H94V24H93V26L94 27H97V28H100V26H101V28H104L105 26L107 27V29L108 28H110V27H108V25H109V23L113 20V16H114V8L112 7V6H114L113 4V1L115 2V5L117 4L116 2H118V4H121V5H126V4H124L123 2L124 1H122L121 2V0L120 1H115V0H110L109 2H107L108 0H99V2H101V5H100V3L98 2V4H96L95 3V1H92V2H94V4L93 5H95V7L94 6H92V4H91V6H92V8H94L93 10H95V8H96V6L98 5V6H100V8H101V6H102V3H103V1H105L103 4H105V6H102V8L104 9V12H102L103 11V9L100 11V8L99 9H97V10H99L100 11V15H101V17H99L100 15L98 14V12H97V10H96V12H97V14L99 15V16H97L96 15V12H95V15H96V18L93 20L92 18L94 17L93 15H94V12H93V10H91L90 12H92V14L90 15V12H87L86 10L87 9H92L91 7H90V0L88 1V0H83L84 1V3L85 4H87L88 2V4L85 6V7H87V6H89L87 9L86 8H84L83 9V5L82 6H80L81 5V3L83 4V2H82V0L80 1V0H78V2L80 1V4H78L76 1L77 0H73ZM88 1V2H87ZM125 1H129V2H131V3H136V1L137 0H125ZM134 1V2H133ZM141 1V0H140ZM140 1H138L137 3L138 4H140V5H138V6H136L135 8H134V10H138L137 11V13L134 11V16L136 15V14H139V12H140V10L139 9H141V12L142 11H144V12H147V15L150 17L148 20H146L145 18H144V16L146 15V14H144V12L143 13H140V15L141 16H135V17H137L136 19H139V21H141V22H146V23H152L153 22V20L155 21H158V19L159 20H161L160 18H162L163 16L164 17H167V18H169V17H171L170 15L171 14H175L176 15V13H175V11L173 12V8L176 10V4L177 3H175L174 4V2L172 3V1L173 0H169V3L171 2L172 4V6H169L168 7V5L169 4H166V0L164 1L163 0V2H165V4H166V7L165 8H169L168 10H169V12H168V10L166 9V10H164L162 7H164L165 5L163 4V3H161L162 2V0H146L147 2L146 3H148L149 2V5H147L146 6V4L144 3V1L143 2H141V3H144L145 4V6L146 7H144L143 5L144 4H141V3H139ZM264 1V0H263ZM58 3L59 2H61V1H57ZM79 5H77L76 3ZM91 2V3H92ZM106 2H107V4H106ZM111 2V4L112 5H110L109 3ZM121 2V3H120ZM153 2L155 3H157V5L156 6H158V5H164V6H158L159 8L161 7L162 9V11H165L164 13L166 14V16H165V14H162L163 12L162 11H160L161 12V14L162 15H160V16H162V17H160L157 13H159V12H157V9H154V8H156V6L154 7V6H152V4H153ZM175 2H176V0H175ZM178 2V1H177ZM62 3V2H61ZM60 3V4H61ZM150 3H151V5H150ZM155 3V4H156ZM160 3V4H159ZM167 3H168V0H167ZM84 4V5H85ZM175 6H174V5ZM263 4H264V2H263ZM59 5V4H58ZM142 5V6H141ZM141 6V7H140ZM154 7V8H150L151 9V11L149 10V7ZM36 7V6H35ZM57 8L59 7V8H61L60 7V5L59 6H56ZM63 7H64V5H63ZM63 7L61 8L62 10H63ZM106 7V8H105ZM109 7V8H108ZM125 7V6H124ZM139 7V8H138ZM142 7H143V9H142ZM148 7V8H147ZM21 9L23 8H25L24 7V5L23 6H21L20 7ZM56 8V9H57ZM58 8V10L60 11V9ZM110 10V11H112V12H114L113 14L112 13H110L111 15H113L112 17H110V15H109V19H111V21L108 19V15L107 14H105L106 16H105V18H103V20L105 19V20H108V21H110V22H108L107 21V23H106V21H105V25L103 24L104 23V21H102L101 19H102V17H104L102 14H101V12L102 13H107L106 12V10H108V9ZM172 8V9H171ZM65 9V8H64ZM127 9V8H126ZM126 9L125 10H123L125 13H127L128 11H131L132 12V10H128V11H126ZM130 9V8H129ZM145 9H147L146 11H145ZM30 10V9H29ZM26 11V8H25V13H28V14H26V16L28 15L30 18L32 17V12L31 11ZM84 10V11H83ZM108 10V11H109ZM152 10H154L153 12H156V14L155 13H152ZM64 11V10H63ZM89 11V10H88ZM158 11H159V9H158ZM30 12V13H29ZM171 12H173V13H171ZM68 14H66L67 15V17H68V15H69V13L70 12H67ZM71 13H70V16H72L71 15ZM86 13H88V14H86ZM109 13V12H108ZM136 13V14H135ZM167 13H171L170 15L169 14H167ZM48 16H47V15ZM120 14V13H119ZM142 14H144V16L142 15ZM47 16V18H46V16ZM45 15H44V13H43V16H45V17H43V19L42 20H48V21H45L46 22V24H47V27L46 28H48V25H50L51 26V28H53V26H52V23H47V22H50L51 21V19H50V17H49V14H48V12H46L45 13ZM85 15H88V16H85ZM117 15V14H116ZM116 15L114 16V21L112 22V23H110L111 25H113V23H114V25L116 26L117 24L118 25H120V23H122V22H124V20L126 19H124L123 17H124V14H123V12H122V15H121V17L120 16H118V17H116ZM127 15H129V12L127 13ZM168 15H169V17H168ZM175 15H173L171 18L173 19L174 18V16ZM264 15V14H263ZM26 17V18H24L23 20H22V22L21 23H24V25H25V27L27 28V27H31L32 26V24L35 22V19L36 18H32L33 20H31L30 21V19H29V17ZM82 16V17H81ZM126 16V15H125ZM131 17H129V16H127V18L129 17L130 18V21L132 22L133 21V23H135L136 22V20L133 18V19H131L133 16L132 15H130ZM157 16H159V17H157ZM100 19H99V18ZM140 17H143L144 18V20L143 19H140ZM145 17H147V16H145ZM152 17V18H151ZM264 17V16H263ZM81 18V19H80ZM90 18H91V20H90ZM115 18H116V20L118 21V19H119V21H120V23H119V21L118 22H116V20H115ZM118 18V19H117ZM121 18H123V19H121ZM129 18L126 20V22H128L129 21ZM148 18V17H147ZM171 18L169 19V21L171 20ZM28 19V20H27ZM68 19H70V20H73V18L71 17H68ZM88 19V20H87ZM122 21H121V20ZM152 19V20H151ZM70 20H68V21H70ZM28 21H30V22H28ZM74 21V20H73ZM72 21V22H73ZM93 21V22H92ZM96 21V22H97ZM99 21H100V23H99ZM155 21V23H158V24H160L159 22L160 21H158V22H156ZM25 22H27V23H25ZM74 22V23H75ZM80 22V21H79ZM78 22V23H79ZM125 22V23H126ZM20 23V25H19V27L18 28H15V30H14V28L13 29H8L7 27H5L4 28V25L3 24H0V29H2V30H0V60H1V58H2V60H4L5 59V61L7 60L8 61V59L7 58H9V56H12L13 58L15 57L16 59H17V57H21L19 54H17L19 51H21V50H17V49H19L20 47H18V45H17V49H16V45H15V43H18L19 44V42H17L18 41V37L16 36V35H18V34H21L24 30L22 29L23 27H24V25L23 24H21ZM30 23V24H29ZM81 24H84V23H82V22H80ZM91 23V24H90ZM145 23V24H146ZM73 24V23H72ZM85 24L83 25V26H85ZM144 24V25H145ZM157 24V25H158ZM23 25V27L21 28L20 26H22ZM26 25H28V26H26ZM117 25V26H118ZM50 26H49V28L47 29V31L48 32H50V30H51V28H50ZM110 26V25H109ZM158 26H160V25H158ZM264 26V25H263ZM88 27V26H87ZM106 27L104 28V29H106ZM168 27V26H167ZM170 27V26H169ZM86 28V27H85ZM264 28V27H263ZM3 29H4V33H3ZM20 30H23V31H21V33H19L20 32ZM53 30V29H52ZM263 30V29H262ZM261 30V31H262ZM2 32V33H1ZM6 32V33H5ZM18 32V33H17ZM53 31H51L49 34H51ZM264 32V31H263ZM8 33H10V34H8ZM16 33V34H15ZM14 34V35H13ZM3 35V36H2ZM7 35V36H6ZM9 35V36H8ZM10 35H12V36H10ZM16 37V39H17V41H16V39H15V37ZM2 38V39H1ZM6 38V39H5ZM4 41V42H3ZM16 41V42H15ZM3 42V43H2ZM84 42H86V41H84ZM84 44V43H83ZM83 44L82 43H79V44H76V46H71V45H69V47L71 46L72 47V51H71V47L69 48L70 50H68V46H66V51L68 52H66V54H64V56H63V63H62V68L61 69H63V66L64 67H66V64L68 65V69H67V67L66 68H64V70H61L62 72H64V73H61V75H63V76H61V78L63 79H61V78H59V80H60V82L62 83H60V82H58V80H55L54 81V83L56 82L57 83V85L56 84H54L53 82H50L48 79L47 80H45L44 81V83L43 84H41V86H39L38 88H42L44 91H46L48 94L47 95H51V99H53L52 101L51 100H49L48 102H50V103H47L46 102V104L44 103V106H43V104L41 105L42 107H37V106H33L32 107V101H28L26 98H29V97H27V93L29 94V93H31V92H28V91H30V90H32V89H30L31 87L35 90V87L36 86H32V82H33V79L32 80H30L31 78H30V75H31V73H25V70H22L21 69V71H20V68H21V66L19 65V64H16V65H18L17 66V68H18V72H19V75H18V81L21 79L24 83H25V80H27V79H29V81H28V83L29 82H31L29 85H28V83H23L22 81H19V83L21 84V82L24 84H21V87L19 88V94H18V91L16 90V92H17V96L15 97L16 98V100H18L17 99V97H20V96H24L23 97V100H22V97H20L21 98V102L20 101H18L19 102V106L21 107L19 110L21 111V113L23 114V112L24 113H27V114H25V116H30V117H32V118H35L33 121H32V118L31 119H28V117H27V119L28 120H26V122H27V125H28V129H30V131L31 132H29V130L26 128V131L28 130V132H24V135H25V137H22V136H20V135H18L17 134V130H18V128H17V126L16 125H13L10 121H4V120H6V119H1L0 118V153H1V155H3L2 157H3V159H2V157L0 156V162L2 163V164H4L3 166L5 167V168H2V172H1V175H0V180L3 178V183H5V184H7V186H8V188L10 189V190H12V189H14V190H17V187H19V188H21V189H19L20 191H23V192H25L26 193V195H28V196H33V195H31L32 193H33V190L31 189V185H28V181H24L25 180V177L24 178H22V176L18 173V171H17V169L15 170V168L13 167V169L10 167V165H9V163H8V161H6L8 158H9V156H7V155H10V157L11 156H14V154L16 153V152H14V149H15V151H17V148H18V150H19V152H22L21 154H24L25 153V151H26V153H27V156L24 154V155H22V156H25L24 157V160L26 161L25 163H27L28 161H29V159L31 160V161H29L30 162V164L32 165V167H31V165L29 164V162L27 163V165L25 164V166H26V168L28 169V171L30 170V171H32V172H35V173H38V174H33V175H36L37 176V178H42V177H44L45 176V172H46V174L48 175L47 177H52L53 179L56 177L55 175H58L57 173H53V172H50V170L52 169V171H53V168L51 167L52 165H56L57 166V161H59V159H62L63 157H64V152L61 154V152H53V151H55V148H53L52 149V151L50 150V149H48V150H46V148H44L43 147V145H44V143H45V145H46V143H47V145L46 146H48V142H47V139L49 140V138H50V135H51V138H52V136H54V134L56 133L57 135H55V139H56V141H58L57 139H58V136L60 137V138H62V139H60V142H57V144H59L60 146H61V148H63L64 147V149H68V150H66V152L67 153H69L68 151L70 150V148H71V146L72 145H76L77 147L79 146V145H83V148H82V146H81V148L83 149V150H86L85 151V153L89 156V158L90 157H92V156H97L96 158H94V159H91L90 158V160L92 161L93 160V162L95 161V164H99V161H100V159L101 158H103L104 157V155H100V154H105V152L107 153V152H109V150H110V148H113V149H111V150H114L115 149V147H114V142H116L115 144L117 145V141H118V146L119 147H122V148H124V149H127V141H126V136H124L125 134H126V131H124V132H122V130H123V128H124V130H126L125 129V127H131L132 126V128H135L136 129V127L138 126L137 124H136V126L134 125L136 122L135 121H137V120H135V121H132L133 119L131 118V116L134 118V119H136L137 117H138V120H139V118H141L140 120H139V122H141V120H143L142 119V117H144L146 114H147V111L148 110H146V109H149V110H155L156 109V106H157V104H158V102H159V100H161V98L160 97H162V94L163 95H166L167 96V92H165L164 90V92L161 94L160 93V97H157V98H160V99H157V100H155L156 99V96H158V94L159 93H157L158 91H160V89L159 88H161V89H164V87L162 88L161 86H159L158 85V83L156 84H154L153 83V81L154 82H156V80L154 79L153 81H152V74L153 73H155L156 72V70L157 71H160L159 70V64H160V62L162 61V57L164 58L163 59V61H165V62H161L162 64H160V66L161 65H165L164 67L165 68H163V66H161L160 68H162V70H164L165 71V69H166V64H168L166 61H168L169 63H170V66L172 67L173 66V64H176V63H178L177 64V66H175V67H173V69L175 70V71H173L172 70V68H170L168 65H167V68L169 69V71L170 70H172L171 72H172V80L174 81V79H173V72H175V73H177L176 75H175V77L177 76V78L180 80V78H181V81H178V83H176V79H175V86L173 87V88H175V87H177V85H180L181 84V86L180 87H183V86H186L187 84V82H188V80L186 81V83H185V81L184 80H182V79H191V80H193V79H195V80H193L192 82H193V86L191 85V84H189L190 82H188V85L187 86H189V89H188V92H187V89L185 90V92H184V94L187 92L188 94H190V93H193V95L195 94L194 92V90L195 89H198V88H195V86H197V87H199L200 88V86L202 85V83L204 82L207 86H206V88H207V90L208 89H210L211 87H213V85H215L214 87L216 88L217 86V91L216 92H214L213 93V95H212V97H211V99L213 100V102H215V108H212V109H207V113H199V111H197L195 108H197V105L195 104V103H191V102H193L190 98H191V96H192V94H190V96L187 94V95H184V94H182V89L183 88H185V87H183V88H177V90H178V92H181V94H179V95H181L180 97H182V98H180L179 97V95L178 94H176L177 92H175V90H176V88L174 89V95H178V96H175V97H179L180 98V100H179V98L177 99V101L178 102H181V101H184V99H185V101H184V103L182 102V108L184 109H182V108H180V109H182V110H179V106L181 107V105H180V103H179V106H178V104H177V101L176 100H173L172 101V103L174 102V101H176V104H177V106L178 107H176V105H174V103H173V105L176 107H174V108H171L172 110L173 109H175L176 110V115H178V117L177 116H174V117H176V120L179 118V116L181 115V114H183V115H181L180 117H182L181 118V120L184 118V115L186 114V112H187V114L188 115H190V116H188V118H184L185 120V122L186 123H184V121L182 120V121H180L179 119V121L177 120V121H174V117H172V115L170 116V117H172V118H169V119H172V121H174V122H170V123H173L174 125H173V127H171L170 129H174V130H170L169 132H167V130H166V128H165V126L163 127V126H161V124H163V123H159V121H158V124L156 123V125H151L149 122H147V125L146 126H144L145 125V123H146V121L147 120H154L153 118H149L150 116H149V114H148V118H147V116L145 117V118H147L146 119V121H144V122H142L141 124L137 121V123L138 124H140L139 126H140V131L137 133V135H138V137L139 138H141L142 139V137H143V139H142V142H145V141H147V143L149 142V143H151V140H152V143H151V145L148 143L147 145H146V143H143V145L144 146H140L139 148H137L138 150V152H142V150L143 149H145V150H149V152H151V155H153L154 157H155V160L156 161H160V159H161V157H163V155L165 154V152L167 151V147L168 146H170L171 144H172V141H173V139H174V141L175 142H173V146H174V149H178L177 151H175L176 152V154H177V156H176V154H175V156L176 157H181L182 159H184L186 162H191L192 160H195L196 162H198L199 163V165H201V167H202V170L209 176V178L211 179V180H214V181H223V182H227V183H232V184H234V182H236L235 180H237L238 179V177H239V181L237 180V184H234V185H232V188L234 187V188H237L238 190L234 193V192H232L231 193V195L233 194V196H231L230 194V196L228 197H226V198H228V200L225 198V199H223L224 201H220V202H218V204L216 203V205H215V203L210 199H207V201H206V203H205V205H209V206H206L207 207V209L205 208V209H197L196 208V206H194L193 208H191V210L193 211V209H194V211L196 210V212H198L199 210H201V211H199V213H201V214H198L199 216H197V214L195 213L194 214V211L192 212L194 215H192V213H190V215L192 216H190V215H187V214H189L188 213V211L189 210H182L183 211V213L185 212V214H183V213H181L182 211L180 210L178 213L176 212V211H178V207L176 208L175 206V204H173L174 203V201H173V197H171L172 195H168V194H166L164 191H163V194H162V192L161 193H159L160 191H159V189L161 188V187H155L154 186V184H150V183H147V185H146V187H147V189H146V194L148 193V194H150L151 192V194L149 195L150 197L152 196V198H153V196H154V200H151V201H153V203L150 201V203L149 202H147V201H137L138 203H137V207H139V208H137L136 210L134 209L133 210V206L132 205H136V201H133L132 200V198H131V194H127L126 196H125V199H127L128 201L127 202H129L130 204H126V200L125 199H122L121 201H123V202H121L120 201V204H122V203H124V205H123V207L121 206V205H119L118 203H119V201L118 200H120L121 198H124V196L123 195H121L118 199H117V201L115 200L114 202H112V204H115V205H112L111 203V205L110 206H114V208L113 209H115L114 211H112V207L111 208H109V209H107L106 207H105V204H102L103 203V201L101 202L100 201V203H97L96 205H99V206H97V209L98 210H100V211H102L103 212V210H106L105 212H100V213H102V214H100L99 215V212H98V210H93V209H90V207H89V209H87V207L89 206V205H84V203H82L81 204V206H80V203H81V201L78 203V198L76 199V197H74L75 199H76V201H75V199L74 198H72L71 196H66V193H64L65 191H64V189L63 188H60V187H55V188H53V189H51L50 190V193L51 194H54V195H52L53 196V198H51V194L49 195L50 196V198H49V196L48 197H46V198H48V201H44L43 199H38L39 201H41L40 203H41V205H43L44 206V202H45V205H46V202L48 203L49 202V205L51 204V202H52V204H53V206L55 207H59L58 209L56 208V210L57 211H61L60 213L59 212H57V211H55V212H53L55 209H53L54 207L52 206V204H51V208L53 209L52 210V215H50V218L52 219H54V217H55V214L54 213H56V217H58L60 214V216H62V218H57V221H55L56 220V217H55V219L53 220V221H55L57 224H61V229L63 228V227H65V229H66V227L67 228H69V229H62L61 231V233L59 232L60 230L58 229V228H60L59 226H58V228H57V231H56V229H54V231L55 232H53L52 231V233H55V234H61V235H71V234H68L67 232H71L72 231V234H73V231H74V229L76 230H78L80 227V225H82L81 223H83V219L81 218V215L80 214H82L83 216H85L84 218H86L85 220H87V218H89V222H91L92 223V221H93V223H95V224H98L99 223V220L100 219H107L108 217V215H106V214H110V216H111V218H110V216H109V218H110V220H112L111 222H110V225L108 226V230L106 229L105 230V232L104 233H107V234H104L103 236H102V233L101 232H99V231H97L95 234L96 235H98V234H100L101 233V237H102V239H100V237L99 236H96L95 235V238H94V242H91V241H89V240H87L84 244L85 245H82L81 247H80V249L82 250H80L79 249V253H80V256H81V258L83 257L84 258V260H85V258H87V260H85L84 262H82L83 264H167V262H168V260H170V261H173L174 260V262H175V264H264V229L262 230V228H264L263 226H264V163L263 162H260L261 160H260V157H261V155H260V148H259V142H260V135L258 134V131H256L255 130V127H253V126H250L249 125V123L247 122V120H246V118H245V116L243 115V113H242V111L239 109V107L237 108V107H235V105H233L234 103L233 102H236L242 95H243V93H244V90H245V83L243 82V79H242V74H243V72L245 71L244 69L246 68V64L244 63L245 61H241L242 59H237V61L236 60H233V61H231V62H234L235 64L233 65V63H230V61L229 62H227V60L229 59V57H228V59H227V56H226V58H225V56H223V58H225V59H216L217 61H218V63H222L223 61H225V63L223 62V66L220 64V66H221V68H224V71H225V73H226V70H227V66L226 65H228V66H230V65H232V67L235 69V75H234V77H231L230 75H227V77H220V74L221 75H225L226 76V74L225 73H221L220 71H222L223 69H221V68H219L218 67V65H216L215 66V69H214V67H213V69H212V64L214 65L216 62L214 61V59H213V62L211 61V59H210V63L212 62V64H209V62L207 63V62H203L204 60H205V57L206 56H204V59H203V57H201V56H194V58H196V59H194V61H193V59H191L193 56V41L191 42H187L185 45H183L185 48H186V46H188V49L189 50H193V51H191V53H192V55H190V53H189V55L190 56H192V57H188L187 55H186V52L187 51H189L187 48V50H185V57H183L184 55H180V57L181 58H179L180 59V63H179V59H177L178 57H174V55L175 56H177L179 53H177V55L174 53L173 54V52H174V50H173V48L175 49V47H172L171 49L170 48H168L167 50H169L168 51V53L170 52V51H173V52H170L169 53V55L170 56H168V53H164L163 54V52H167V50L166 49H164L163 48V50L161 51V48H160V51L162 52H160L159 53V49H157L158 50V52H156V54L154 53L153 55L154 56H157V58H159L158 59V61H159V64H158V61H156L157 59L156 58H153L154 56L153 55H148V57L146 58H144L145 59V61H143V62H145V63H143L142 61V65L140 66V67H144V66H146L145 67V69H143V71H142V68H139L138 66L140 65V63L138 64V66H137V70H138V68L140 69V71H142V73L144 72V74L145 75H139V79L137 80V82L135 83V86L136 87H139V89H140V86H145V87H143V88H141L140 90H139V92L141 93H139L138 92V90H136V89H134V95H135V101H134V103H133V107H130L131 105H126V104H124V105H126V108L128 109V110H125L124 111V108H125V106H124V108H122V109H120V111H119V113H118V111H117V113L119 114V116L121 117H117L118 115H116V117L118 118V120H120V119H122V118H127V120H129V122H131V123H129L126 119L122 122V120H121V122H119V121H117V120H115V119H117L116 117H115V114H117L116 112H115V110H117L118 108H115V106H108V105H110L109 103H108V101H107V99H105L104 98V96H100L101 97V100H104V101H101L100 100V98L98 99V101L100 102H97V98H98V96L97 95H95L94 97H92V99L94 98H96L95 100H93V101H95V102H97L96 104H94L93 103V101H91L92 99H91V97L89 98V95H85L84 94V96H82L83 97V99L82 100H84L83 101V103L81 104V105H79L78 107H80V108H78V107H76L75 108V111H76V113L78 112V114H79V118H80V120H83L84 121V119H85V121H84V123L85 124H83V121H82V124H83V126H85L87 123V125H86V127H84V129H85V131L86 130H88L87 128V126H89V131H88V133H90V135L87 133V131H86V134H88L90 137L94 134V132H95V134L96 135H93V137L94 138H99L100 137V135H103L102 137H101V139L99 138V141L100 140H104V141H100L101 143H103V146L105 147V152H104V150L102 151V153H100L99 151H97L98 153H96V151H92V150H89L88 149V145H85L84 146V144H87L86 142H84V141H82V138L80 137V136H78V134L75 132V131H73L72 129V131H73V133H72V131L69 129V127H68V130H70V131H68L67 130V125H66V123L68 124V121H67V119L65 118V114H64V98H65V96H64V90H65V87L67 86V85H69L71 82H72V80L71 79H74V78H80V76L78 77L77 76V74L78 75H81V77H82V72L84 71V69H85V66L84 65H87L86 67H88L89 66V64H90V66L91 65H93V67L91 66L90 68L92 69H94V65L96 66V63L94 64V61L96 62V60L99 58V53L98 52H96V53H98L97 55H99V56H93V55H95V54H93L96 50H93L92 48H91V46H90V44H87V50L89 51H87L86 50V43L84 44L85 46H83ZM79 45H80V47L81 46H83V47H85V48H83V47H81V49L82 50H79L80 49V47H79ZM89 45V46H88ZM78 46V47H77ZM182 46V47H183ZM75 47H77V49L75 48ZM3 48V49H2ZM14 48L16 49V51H18V52H13V50H14ZM180 48H181V46H180ZM86 50V52L88 53V54H86V52L84 51V54L86 55V56H84V54H83V50ZM180 50V49H179ZM181 50H184V48L182 49L181 48ZM15 51V50H14ZM82 52V54H81V52ZM92 51H94V52H92ZM70 52V53H69ZM72 52H76V53H73V55H72ZM77 52H78V54H80V55H82V56H75L76 54H77ZM92 52V53H91ZM195 52V55L197 54V52L196 51H194ZM188 53V52H187ZM224 53H227V51H224ZM10 54V55H9ZM15 54V55H14ZM93 56V58L91 59V55ZM158 54H159V56H158ZM166 55V56H163V55ZM9 55V56H8ZM65 55L67 56V57H65ZM71 55V57H70V59L73 57V59L75 60H70L68 57ZM89 56V58H90V60L92 61V63L90 62V60H89V62H88V64H87V57ZM161 55V56H160ZM167 56H168V58L169 57H171L172 59L173 58H175L176 60H178L177 62H176V60L174 61L175 63H173L172 61H171V59H170V61L169 60H167L166 58H167ZM186 56L188 57V59H190L189 60V63H192L193 62V64H189L187 61H186V59L182 62V58L184 59V58H186ZM76 57H79V58H76ZM152 57V58H151ZM166 57V58H165ZM200 57V59L202 58L203 59V61H202V59H201V61L200 62H203V63H200V62H198L199 60H198V58ZM207 57H209V56H207ZM207 57H206V61H209V58L207 59ZM68 58V59H67ZM76 58V59H75ZM84 58L86 59V61H84ZM150 58V59H149ZM231 58V57H230ZM79 59V61H81V63L84 61V63H82V65H81V63H79V61L78 62H76L77 60ZM147 59H148V61L150 60V62L152 61V63H153V61H154V63H155V61L157 62V63H155V65H154V63L153 64H150V62L148 63V61H147ZM154 59V60H153ZM156 59V60H155ZM161 59V60H160ZM187 59V60H188ZM227 59V60H226ZM1 60V61H2ZM94 60V61H93ZM17 61V60H16ZM68 61V62H67ZM187 62V65H194V63H196V61H197V65L195 66V68L194 67H192V66H187V65H185V63ZM71 62H76L75 64H80L81 66H83L82 68H81V66H80V68H81V70H80V68H79V70L76 68L78 65H76V66H74V65H72L71 64ZM164 63V64H163ZM182 63V64H181ZM206 63L209 65H206ZM229 63V64H228ZM64 64V65H63ZM146 64V65H145ZM158 64V65H157ZM172 64V65H171ZM183 64L185 65V67L183 66ZM205 64V65H204ZM73 67V69L75 70V72H73L74 70L72 69V67ZM150 65H152V68L150 67L149 68V66ZM178 65H181V66H178ZM211 65V66H210ZM225 65V66H224ZM147 66H148V68L150 69H148V70H146L147 69ZM182 66H183V68H182ZM23 67V66H22ZM154 67H156V68H154ZM158 67V68H157ZM177 67V68H176ZM187 67H188V69H187ZM73 70H71V69ZM90 68H87L88 70V72H87V74H85L86 76H83L84 77V80H86L85 78L86 77H88V79L90 78L89 76H88V73H89V71L91 72V75L94 77L96 74H94V70L92 71V70H90ZM179 68L182 70H179ZM185 68L187 69V70H189V68H191L192 70H189V71H186L185 70ZM194 68V69H193ZM219 68V69H218ZM68 70V72L66 71V70ZM77 69V70H76ZM153 69H156V70H153ZM211 69L214 71V70H216L215 72H213L212 73V71H211ZM96 70V69H95ZM145 70V71H144ZM154 72H153V71ZM161 70V71H162ZM179 70V71H178ZM73 73H72V72ZM78 71H80V74H79V72ZM82 71V72H81ZM148 71V72H147ZM150 71V72H149ZM210 73H209V72ZM243 71V72H242ZM66 72L69 74V75H71L69 78H68V74H66ZM70 72V73H69ZM77 72V73H76ZM84 72H86V71H84ZM83 72V73H84ZM163 72V71H162ZM170 72V73H171ZM187 72V73H186ZM193 72V73H192ZM219 74L218 76L220 77V78H222V79H220L219 77V79L217 78L216 79V77H217V73ZM246 72V71H245ZM23 73L24 74V77H22V75L21 74ZM72 73V74H71ZM74 73H75V75H76V77H72V75L73 76H75L74 75ZM93 73V74H92ZM141 72H140V74H142ZM149 75V73H150V77L147 75V74ZM195 73H197L196 75H195ZM198 73H200V75H201V73H202V75H203V73L205 74V73H207L206 75H203L204 76V78H205V76L207 77V79L208 80H210V81H208L209 83H207V80L206 79H204L203 78V76H202V78H201V80H200V78H199V74ZM229 73V72H228ZM27 74H29V76H27ZM180 74V76H178ZM184 74V75H183ZM192 76H191V75ZM211 74V75H210ZM215 74V75H214ZM25 75H26V77H25ZM65 75H68V76H65ZM90 75V74H89ZM170 75V74H169ZM187 77H186V76ZM193 75H195V76H193ZM197 75H199V76H197ZM231 75H232V73H231ZM21 78H20V77ZM32 76V75H31ZM145 77V79H143V77ZM148 76V77H147ZM153 76H154V74H153ZM190 76V77H189ZM210 76H212V78L210 77ZM214 76V77H213ZM236 76V77H235ZM240 76V77H239ZM34 76H32V78H33ZM66 77V78H65ZM186 77V78H185ZM193 77V78H192ZM209 77H210V79H209ZM238 77V78H237ZM20 78V79H19ZM24 78V79H23ZM26 78V79H25ZM35 78V77H34ZM67 78L69 79V81L67 80ZM143 80H142V79ZM149 78H151V79H149ZM155 78V77H154ZM199 78V79H198ZM213 78H215L216 79V81L213 79ZM65 79H66V81H65ZM93 79V80H92ZM90 78L89 79V81L91 80V82L92 81H94V78ZM97 79V78H96ZM149 81H148V80ZM213 79V80H212ZM234 79H236V80H234ZM62 80V81H61ZM147 80V81H146ZM151 80V81H150ZM197 80V81H196ZM200 80V81H199ZM88 81V80H87ZM102 81V80H101ZM141 81L143 82V83H141ZM184 81V82H183ZM203 81V82H202ZM212 81H214V82H212ZM218 81V82H217ZM27 82V81H26ZM67 82H68V84H67ZM146 82L149 84H147L146 85ZM180 82V83H179ZM191 82V83H192ZM140 83V84H139ZM164 83V82H163ZM186 85H185V84ZM199 83V84H198ZM214 83V84H213ZM27 84V85H26ZM58 84H60V86L58 87ZM67 84V85H66ZM87 84V83H86ZM136 84H139L138 86L136 85ZM184 84V85H183ZM216 84H217V86H216ZM46 85H49L48 87H46ZM22 86L24 87L25 86V88H23V90H21V91H23V92H21L20 91V89L22 88ZM27 86H30V87H27ZM43 86V87H42ZM88 86V85H87ZM158 86H159V88H158ZM186 86V87H187ZM192 86V87H191ZM203 86V85H202ZM211 86V87H210ZM135 87V88H136ZM146 87H148V88H146ZM190 87H191V89H193L192 91L193 92H190L191 91V89H190ZM146 88V90L145 91H143L144 89ZM205 88V89H206ZM244 88V89H243ZM55 89V91H53ZM58 89V90H57ZM143 89V90H142ZM158 89V90H157ZM26 90H28L27 92H26ZM38 90V89H37ZM50 90H52V91H50ZM173 90V89H172ZM176 90V91H177ZM181 90V91H180ZM184 90V89H183ZM36 91V90H35ZM39 91H41V93H43L44 95H46V92H44V91H42L41 89L40 90H38V92ZM49 91V92H48ZM137 91V92H136ZM142 91V92H141ZM149 91V92H148ZM151 91V92H150ZM197 91V90H196ZM25 92H26V94H25ZM37 92V94L39 95V96H41V95H43V94H41L40 95V93H38ZM21 93V94H20ZM22 93H23V95H22ZM33 93H35V92H33V90H32V93L31 94H29V95H31L30 97H34L35 95H33L32 96V94ZM136 93V94H135ZM59 94H62L61 96L63 97H59ZM144 94V95H143ZM156 94V95H155ZM19 95V96H18ZM28 95V96H29ZM49 95V96H50ZM57 96V97H55V96ZM138 97H137V96ZM87 96V97H86ZM140 96H141V98H140ZM152 97V99L150 98V97ZM184 96H189V98H185ZM104 99H103V98ZM155 97V98H154ZM175 97H174V99H175ZM25 98V99H24ZM57 98V99H56ZM58 98H59V100H58ZM184 98V99H183ZM60 99H63V100H61V101H63V106H62V104L60 103L61 101H60ZM86 99V100H85ZM139 99V100H138ZM187 99L189 100H191V102L189 103V107H188V104H187ZM15 100V99H14ZM15 100V102H17ZM26 100V101H25ZM57 100V101H56ZM105 100L107 101V102H105ZM136 100H138V102L136 103ZM171 100H172V98H171ZM26 102V104H25V102ZM54 101V102H53ZM56 101V102H55ZM139 101H140V103H139ZM144 101L145 102H147V103H144ZM152 101H154V103L152 102ZM157 101V102H156ZM217 101V102H216ZM232 101V102H231ZM18 102H17V104H18ZM30 102V103H29ZM52 102H53V105H52ZM86 102L88 103V104H86ZM101 102H103V103H101ZM104 102H105V105H103L104 104ZM150 102H152L154 105H152V103H150ZM156 102V103H155ZM31 104L30 106H29V104ZM106 103H108L107 104V106L109 107H107L106 106ZM143 103H144V106H143ZM160 104H161V102H159ZM171 103V101L169 102V104ZM172 103H171V107H173L172 106ZM187 105H186V104ZM233 103V104H232ZM14 104H16V103H14ZM20 104H22V105H24V107L22 106V105H20ZM50 104V105H49ZM57 104V105H56ZM59 104V105H58ZM60 104H61V108L59 109V107H58V109H57V106H60ZM86 105V106H84V105ZM91 104V105H90ZM100 104H102V106H106V108H102V107H100L99 105ZM142 104V105H141ZM146 104H148V105H146ZM230 104V105H229ZM25 105L26 106H28V108L30 107V110L31 109H33L34 111H35V113H34V111L32 110V111H30L27 107H25ZM45 105H46V107H45ZM49 107H48V106ZM82 105H83V107H82ZM88 105H90V107L88 106ZM135 105V106H134ZM141 105V106H140ZM147 107H146V106ZM159 105V104H158ZM195 105V106H194ZM219 105V106H218ZM223 105V106H222ZM54 106H56V108L54 107ZM137 106V107H136ZM150 106V107H149ZM153 106V107H152ZM185 106V107H184ZM190 109H188L187 107ZM193 106V107H192ZM22 107H23V109H22ZM38 108V110H37V108ZM93 107L95 108V109H93ZM117 107V106H116ZM128 107H130V108H128ZM138 107H140L141 108V110H140V108H138ZM144 107V108H143ZM155 107V108H154ZM170 107V106H169ZM251 107H253V105H251ZM16 108H18V106H16ZM24 108H26V109H24ZM36 108V109H35ZM50 108V109H49ZM55 108V109H54ZM63 108V109H62ZM96 108L97 109H99V108H101V109H103V111L105 110V112H103L104 113V115L102 116L101 114H100V112H102V110H97L96 112H94V110H96ZM111 108H113V114L112 113H110V112H108L109 110L108 109H111ZM138 108V109H137ZM143 108V109H142ZM151 108V109H150ZM154 108V109H153ZM192 108V109H191ZM236 108V109H235ZM47 109V110H46ZM53 109H54V111H53ZM115 109V110H114ZM130 109V110H129ZM133 109V110H132ZM135 109H137L138 110V113L137 112H135L136 110ZM170 109V110H171ZM177 109H178V112L180 111V113H177ZM187 111H186V110ZM18 110V111H19ZM23 110V111H22ZM37 110V111H36ZM43 112H42V111ZM47 111V113L45 112V111ZM48 110H52L51 112L49 111V113H48ZM58 110V111H57ZM112 110V109H111ZM213 110V111H212ZM17 110H15V114L17 115V116H20L21 115V113H19ZM38 111H41V112H38ZM126 111H128L129 113L128 114H126L127 112ZM131 111V112H130ZM141 111H142V115L140 114L141 113ZM145 111V112H144ZM174 111V110H173ZM189 111H191V112H189ZM32 112H33V114H32ZM37 112V113H36ZM45 112V113H44ZM82 112H86V113H83L82 114ZM114 112H115V114H114ZM122 112H124V113H122ZM140 112V113H139ZM144 112V113H143ZM181 112H184V113H181ZM193 112V113H192ZM19 113V114H18ZM31 113V115H29V114ZM39 113H42V114H44V115H42V114H40V117H37V116H39ZM53 113H56V114H58V115H56L55 114V117L53 116ZM61 115H60V114ZM87 113H89V114H87ZM95 113V114H94ZM133 113V114H132ZM149 113V112H148ZM170 113V112H169ZM174 113V112H173ZM175 113L173 114V115H175ZM64 114V115H63ZM77 114V115H78ZM85 114L86 115H90L91 117H88V116H85ZM97 114H99V116L97 115ZM132 114V115H131ZM139 114V115H138ZM143 114H145V115H143ZM37 115V116H36ZM42 115V116H41ZM45 115H49L48 117L46 116L45 117ZM95 115H97V117H99V118H101V119H103V121L101 120L100 121V119H98ZM123 117H122V116ZM61 116V117H60ZM82 116V117H81ZM136 118H135V117ZM140 116V117H139ZM186 116V115H185ZM197 116V117H196ZM50 117V118H49ZM58 117V118H57ZM59 117H60V119H59ZM85 117H87V118H85ZM107 117V118H106ZM187 117V116H186ZM195 117V118H194ZM39 119V121L41 120V118H43L42 120H41V123L38 121L37 122V120ZM45 118V119H44ZM47 118V119H46ZM48 118H49V120H48ZM63 118H64V120H65V123L63 122ZM83 118V119H82ZM97 118V119H96ZM131 118V119H130ZM58 121H57V120ZM31 120V121H30ZM36 120V121H35ZM46 122H45V121ZM47 120L49 121V123L47 122ZM56 120V121H55ZM87 120V121H86ZM131 120V121H130ZM29 121H30V123H34V121H35V124H33L32 123V128L31 127H29L31 124L29 123ZM50 121H51V123L52 124H50ZM117 121V122H116ZM128 123H127V122ZM152 121H151V123H152ZM191 121V122H190ZM196 121V122H195ZM2 122H5V124H6V126L4 125V123H2ZM8 122H10V123H8ZM48 123V125H45V123ZM63 124H65V126L64 125H61L62 123ZM135 122V123H134ZM155 121H153V123H154ZM156 122H157V120H156ZM208 122V123H207ZM40 124V126L39 125H36V124ZM61 123V124H60ZM121 123H122V125H121ZM125 123V124H124ZM126 123L127 124H131L130 126H125L126 125ZM134 123V124H133ZM45 125V126H42V125ZM124 124V125H123ZM160 124V125H159ZM56 125H58V126H55ZM151 125V126H150ZM158 125V126H157ZM180 125V126H179ZM189 125V126H188ZM7 126H8V128L10 127V126H12V128H14V130L10 127V130L7 128ZM13 126H15V127H13ZM35 126V127H34ZM42 126V127H41ZM50 126H52V128H53V130H52V128L50 127ZM54 126V127H53ZM64 126V127H63ZM121 126V128H119L118 129V127H120ZM123 126V127H122ZM125 126V127H124ZM144 126V127H143ZM39 127H40V129H41V131H42V128H43V131H42V133H41V131H40V129H39ZM49 127H50V129L51 130H49L48 131V129H49ZM161 127V130H159L158 128H160ZM163 127V128H162ZM178 127V128H177ZM6 128L9 130H6ZM34 128V129H33ZM37 128H38V131H36L37 130ZM48 128V129H47ZM54 128H56V130H57V132H56V130L54 129ZM63 128H65V129H63ZM98 128L100 129V131L98 132L97 130H98ZM115 128V129H114ZM16 129V130H15ZM36 129V130H35ZM162 129L165 131L164 133H163V131H162ZM33 130H35L36 132H34ZM47 130V131H46ZM62 130H64V132L62 131ZM103 130V131H102ZM120 130V131H119ZM147 130V131H146ZM6 131H8V132H6ZM118 131V132H117ZM153 131V132H152ZM160 131H162L161 133H159ZM174 133H173V132ZM186 131H187V133H186ZM12 132V133H11ZM14 132V133H13ZM51 132H52V134H51ZM59 132V133H58ZM62 132H63V135H65V137H66V134H67V142L69 143V144H67V143H65L66 142V138L62 135ZM69 132V133H68ZM75 132V133H74ZM102 132V133H101ZM103 132H104V134H103ZM120 132V133H119ZM145 132H148V133H145ZM9 133V134H8ZM18 133H19V130H18ZM28 133H29V135H28ZM30 133L31 134H34L35 136H34V138L33 137H31V135H30ZM44 133H47V134H44ZM65 133V134H64ZM70 133L71 134H75V135H73L74 137H76V138H74L72 135H70ZM97 133H101V134H98L97 135ZM120 135H119V134ZM154 133H159V134H155V135H153ZM166 133H167V137L169 136H172L173 135V137L175 136V138H173V137H171L170 139H169V142H171L170 144L168 143V140H167V138L165 137L166 136ZM172 133V134H171ZM184 133V134H183ZM26 134L28 135L27 137H26ZM50 134V135H49ZM58 134H60V135H58ZM92 134V135H91ZM114 134V135H113ZM122 134H124L123 136H121ZM141 134V135H140ZM146 134V135H145ZM147 134H148V137H150V139H146L145 137L147 136ZM162 135V137L161 136H159V135ZM169 134V135H168ZM175 134V135H174ZM178 134V135H177ZM194 134V135H193ZM11 135L12 136H14V138L12 137V140H16V141H13V142H11L12 140H11ZM15 135H16V138H15ZM37 135V136H36ZM41 135V136H40ZM43 135H45V136H43ZM46 135H48V137L49 138H47V139H45V137H47ZM111 135H112V139H111ZM140 135V136H139ZM181 135V136H180ZM187 137H186V136ZM9 136H10V139H9ZM17 136H19V137H17ZM62 136V137H61ZM73 137V141L71 140L72 138H70V137ZM88 136V137H89ZM109 136V137H108ZM142 136V137H141ZM155 136H157L156 137V139L159 141L158 143H159V145H161V147H159V145H158V143L156 144V148L158 147V148H161L162 149V151L160 150V149H158L157 148V151L155 150V152H153L154 151V149H155V145H154V149H149V148H152V145H153V143H154V141H155V143L157 142L156 141V139H155ZM38 137V138H37ZM41 137V138H40ZM107 137V138H106ZM115 137L117 138V139H115ZM120 137V138H119ZM152 137V138H151ZM178 137L179 138H181L183 141L185 140V142H183V144L181 143V141L182 140H180V141H178ZM23 138V139H22ZM31 138V140H29ZM36 138H37V143L35 142V140H36ZM43 138V139H42ZM80 138V139H79ZM114 138V139H113ZM187 138H189V139H187ZM193 138V139H192ZM11 140V141H9V142H11V143H13V144H15L14 146H12V144H10L11 145V147H10V145H9V143L8 142H6V141H8V140ZM18 139H19V141H18ZM21 139V140H20ZM35 139V140H34ZM38 139H40L39 141H38ZM45 139V140H44ZM106 139V140H105ZM108 139V140H107ZM110 139V140H109ZM120 139H121V141L122 142H120ZM123 139H125V141H123ZM146 139V140H145ZM71 140V141H70ZM82 141V142H80V141ZM84 140V139H83ZM113 140H114V142H113ZM160 140H162V142L160 143ZM164 140V141H163ZM194 140V141H193ZM259 140V141H258ZM29 141V142H28ZM65 141V142H64ZM106 141V142H105ZM110 141H112V143L110 142ZM187 141V142H186ZM39 142H41V145L39 144ZM74 142V143H73ZM76 142H78L77 144H76ZM125 142V143H124ZM141 142V143H142ZM165 142H167V143H165ZM179 144H178V143ZM17 143V144H16ZM22 143H25V144H22ZM34 143H36V144H34ZM65 143V144H64ZM81 143V144H80ZM122 143V144H121ZM177 143V144H176ZM190 143V144H189ZM8 145L9 146V148H11V149H9L7 146H5V145ZM22 145V147L21 148H19V147H17V146H20V145ZM79 144V145H78ZM109 144H110V146H109ZM165 144V145H164ZM169 144V145H168ZM180 144H182V145H180ZM186 144V145H185ZM193 144V145H192ZM30 145V146H29ZM35 145V146H34ZM37 145H39V147L37 146ZM64 145V146H63ZM65 145H67V147L65 146ZM123 145V146H122ZM151 146V147H149V146ZM171 145V146H172ZM178 147H177V146ZM30 147V148H28V150H29V153L27 152V148H26V150H25V147ZM37 146V147H36ZM63 146V147H62ZM87 146V147H86ZM102 146V149L104 148ZM113 146V147H112ZM118 146H117V149H119L118 148ZM172 146V147H173ZM182 146V147H181ZM6 147H7V149H6ZM53 147H54V145H53ZM70 147V148H69ZM80 147V146H79ZM131 150H135L134 149V147L135 146H133V145H131ZM144 147V148H143ZM85 148V149H84ZM181 148V149H180ZM182 148H183V150H182ZM2 149V150H1ZM11 151V153H10V151ZM13 149V150H12ZM21 150V151H20ZM23 150H25V151H23ZM87 150H89V152H87ZM107 150V151H106ZM151 150V151H150ZM159 150V151H158ZM166 150V151H165ZM190 150H191V152H190ZM12 151H13V154H12ZM63 151V150H62ZM161 151V152H160ZM9 152L10 154H7V153ZM40 152V153H39ZM159 152V153H158ZM3 153V154H2ZM6 153V155H4ZM49 153V154H48ZM153 153V154H152ZM182 153V154H181ZM20 153H16L15 154V156H18ZM21 154L19 155V156H21ZM30 154H32V157H31V155ZM51 154V155H50ZM90 154H92V156L90 155ZM96 154V155H95ZM186 154V155H185ZM30 155V156H29ZM34 155V156H33ZM183 155V156H182ZM41 156V157H40ZM100 158H99V157ZM102 156V157H101ZM30 157V158H29ZM36 157V161H34L35 158ZM38 157V158H37ZM40 157V158H39ZM5 158V159H4ZM29 158V159H28ZM41 158H43V159H41ZM93 158V157H92ZM166 158V157H165ZM28 159V160H27ZM50 161H49V160ZM64 159V158H63ZM43 160V161H42ZM45 160H47L48 161V163H49V166H48V163H47V161H45ZM55 160V161H54ZM163 160H165L164 158H162L161 159V161H163ZM200 160V161H199ZM260 160V161H259ZM37 161H39V162H37ZM54 161V162H53ZM151 161H154V160H151ZM212 161V162H211ZM31 162H33V163H31ZM34 162H35V164H34ZM42 162V163H41ZM46 162V163H45ZM37 163H39V164H37ZM45 163V164H44ZM53 163V164H52ZM112 164V166L115 168V161L113 162H111ZM114 163V164H113ZM5 164H7V165H5ZM47 164V166H45ZM52 164V165H51ZM35 165H38V167L39 168H37V166H35ZM41 165V166H40ZM44 165V166H43ZM54 165V166H55ZM262 165V166H261ZM3 166H1V167H3ZM33 166H35L34 167V169H32L33 168ZM53 166V167H54ZM55 166V167H56ZM7 167H8V169H7ZM41 167V168H40ZM45 167L47 168L46 170H44L45 169ZM49 167V168H48ZM25 168V167H24ZM37 168V169H36ZM42 168H43V171H42ZM232 168V169H231ZM3 169H4V171H3ZM32 169V170H31ZM48 169H49V171H48ZM9 170V172L10 173H7L6 174V171H8ZM15 172H14V171ZM34 170V171H33ZM41 170L44 174H43V176H42V174H40L41 172H39V171ZM27 172V173H31V172ZM17 172V173H16ZM24 172H25V174H27L26 173V171L24 170ZM14 174L15 175V173H16V176L18 177V175H20L18 178H19V180L17 179H15L16 178V176L14 177V175H12V179L11 180H9L10 178H11V174ZM49 173H51V175L49 174ZM237 173H239V175L237 174ZM2 174H3V176H2ZM10 174V175H9ZM39 174H40V176L41 177H38L39 176ZM240 174H243V176H244V178L243 177H240V176H242V175H240ZM5 175V176H4ZM9 175V176H8ZM29 175V174H28ZM32 175V174H31ZM62 174H59L58 175V177H62L61 179H63V178H65L64 176H61ZM215 177H217V179H219V180H217L216 178V180L214 179V176ZM224 175V177H222ZM227 175V176H226ZM238 175V176H237ZM9 178H8V177ZM228 177L229 178V180H228V178L226 179V177ZM237 176V177H236ZM46 177V176H45ZM212 177V178H211ZM220 177V178H219ZM221 177H222V179H221ZM20 178H21V182H20ZM223 178H224V180H223ZM231 178V179H230ZM235 178H237V179H235ZM242 178V179H241ZM15 180V181H14ZM54 180H57V177L54 179ZM243 180V181H242ZM251 180V181H250ZM10 181V182H9ZM24 181V182H23ZM71 181V180H70ZM249 181V182H248ZM11 182H14V185H15V187H16V189H15V187L14 188H12L11 189V185H13V184H11ZM16 182V183H15ZM20 183V185L18 186L17 185V183ZM24 184H23V183ZM72 182V181H71ZM239 182V183H238ZM241 182V183H240ZM245 182V183H244ZM10 184V185H9ZM148 184H150V185H152V186H149ZM13 185V186H14ZM17 185V186H16ZM22 185V186H21ZM25 185V186H24ZM26 185L28 186V188L26 187ZM245 187H244V186ZM12 186V187H13ZM23 186L24 187H26L28 190H29V188H30V190L31 191H28L26 188H23ZM149 186V187H148ZM23 188V189H22ZM56 188H58V189H56ZM154 188V189H153ZM60 189V190H59ZM63 189V190H62ZM158 189V190H157ZM241 189V190H240ZM25 190V191H24ZM148 190L150 191V192H148ZM154 190H156V191H154ZM26 191H28V194H27V192ZM64 191V192H63ZM32 192V193H31ZM53 192V193H52ZM55 192H58V193H55ZM156 192H158L157 193V195H158V198H163L164 200V202L163 201H161L160 199V201L159 200H157L158 198H156V195H155V193ZM1 194H0V197H2V192H0ZM24 193V194H25ZM29 193H30V195H29ZM60 193V194H59ZM153 193H154V195H153ZM165 193V194H164ZM34 194V193H33ZM59 194V195H58ZM62 194V195H61ZM159 194L161 195V196H159ZM56 195V196H55ZM57 195H58V197H57ZM164 195H166V196H164ZM168 195V196H167ZM63 196L65 197V198H67V202L69 203L68 205H67V203H65L66 202V200H65V198H63ZM170 196V197H169ZM54 197H55V199H54ZM61 197H62V199H64V201L61 199ZM73 199H71V198ZM127 197V198H126ZM165 197V198H164ZM168 197V200L166 199ZM249 197V198H248ZM30 198H33V197H30ZM38 198V197H37ZM45 198V199H46ZM57 198V199H56ZM108 198V197H107ZM151 198V199H152ZM34 199V198H33ZM130 199L132 200V202L130 201ZM171 199H172V201H171ZM50 200V201H49ZM63 201V204H65V205H62V208L63 209H61V204L58 206V205H55L54 203H58L59 204V202L60 203H62V201ZM70 202H69V201ZM167 200V201H166ZM208 200H209V203H208ZM226 200V201H225ZM44 201V202H43ZM72 201V202H71ZM75 201V202H74ZM156 201H159V202H156ZM43 202V203H42ZM143 202V203H142ZM144 202H145V204H144ZM162 202H163V204H162ZM170 202V203H169ZM210 202H212V203H210ZM75 203V204H74ZM155 203V204H154ZM158 203V204H157ZM161 203V204H160ZM171 203L173 204V205H171ZM220 203V204H219ZM70 204H71V206H73V207H71L70 206ZM78 205V207H77V205ZM118 204V205H117ZM126 204V205H125ZM149 204H151V205H149ZM154 204V205H153ZM83 205V206H82ZM129 205V206H128ZM160 205V206H159ZM212 205V206H211ZM80 206V207H79ZM101 206H104L105 208L104 209H101ZM117 206H119L118 207V210H117ZM128 208H127V207ZM132 206V207H131ZM153 206V207H152ZM155 206V207H154ZM45 207V206H44ZM69 207H71V210H72V208H74L73 209V211L71 212V210H70V208ZM83 207H85V209L83 208ZM122 207V208H121ZM130 207V208H129ZM192 207V206H191ZM211 207V208H210ZM68 208H69V210H68ZM78 208V209H77ZM82 210H81V209ZM123 208H125L124 210H123ZM132 208V209H131ZM173 208V209H172ZM208 208H210V209H208ZM212 208H214V209H212ZM60 209V210H59ZM67 209V210H66ZM77 209V210H76ZM80 209V212L78 211ZM120 209V210H119ZM75 210V211H74ZM84 210H86V211H84ZM90 210H93V211H91L90 212ZM111 210V211H110ZM121 210H123L122 212H121ZM132 210V211H131ZM174 210H176V211H174ZM198 210V211H197ZM211 211V213L209 214V212H207V211ZM214 210V211H213ZM83 211V212H82ZM87 211H89L88 213H87ZM207 212L208 214H206L205 212ZM212 211H213V213H212ZM65 213V215L66 216H64V213ZM69 212H70V215H68L69 214ZM74 212H75V214L78 216V218H79V220H73V218H75V219H78L77 218V216L76 215H74L73 216V214H74ZM82 212V213H81ZM96 213V212H98V215H97V213H96V217H95V215H93V213ZM50 213V214H51ZM57 213H58V215H57ZM86 213V214H85ZM92 213V214H91ZM94 213V214H95ZM105 213V214H104ZM111 213H113L114 215H112ZM119 213V214H118ZM187 213V214H186ZM54 214V215H53ZM79 214V215H78ZM90 214V215H89ZM203 214V215H202ZM205 214L206 215H209V216H205ZM86 215H88L89 217H87ZM92 215V216H91ZM106 215V216H105ZM68 216H70L69 217V219L68 220H70L69 222H63V221H68L66 218L68 217ZM82 216V217H83ZM90 216H91V218H90ZM99 216H100V219H99ZM103 218H102V217ZM105 216V217H104ZM115 216V217H114ZM199 217V218H195V217ZM202 216V217H201ZM63 217H65V218H63ZM117 217V218H116ZM204 217H206V219H204ZM210 217V218H209ZM114 218H116V219H114ZM202 218V219H201ZM59 219H61L60 221L62 222V223H60V221H59ZM81 219V220H80ZM97 219H99V220H97ZM118 219V220H117ZM195 219H196V221H195ZM208 220V221H204V220ZM212 219V220H211ZM72 220L74 221V223L72 222ZM92 220V221H91ZM98 221V222H95V221ZM115 220H117V221H115ZM133 220L135 221V222H133ZM201 221V220H203V221H201V222H207V224L205 223V224H201L199 221ZM259 220H261L262 221V223H260L259 222ZM114 221V222H113ZM122 221V222H121ZM137 221V222H136ZM21 223H25V221L22 219L21 221H20ZM116 222V223H115ZM133 222V223H132ZM154 222H156V223H154ZM199 222V223H198ZM74 224L73 226H72V224ZM78 223H79V225H78ZM84 223H86V221L84 222ZM124 223V224H123ZM132 223V224H131ZM159 223V224H158ZM189 223V224H188ZM199 224V225H197V224ZM65 224H66V226H65ZM68 224V225H67ZM133 224L135 225L134 227H133ZM150 224H151V228H150ZM157 224V225H156ZM161 224L163 225V226H161ZM184 224H185V226H184ZM64 225V226H63ZM78 225V226H77ZM118 225V226H117ZM146 225H147V228H146ZM149 225V226H148ZM160 225V226H159ZM187 225V226H186ZM189 225V226H188ZM194 225V226H193ZM202 225V226H201ZM1 227H3V226H5V224H3V225H0ZM35 226H38V224L37 225H35ZM70 226H71V228H70ZM112 226V227H111ZM132 226V227H131ZM154 226V227H153ZM192 226V227H191ZM198 226H200V227H198ZM72 227H74L73 229H72ZM77 227V228H76ZM126 227V228H125ZM136 227V228H135ZM145 228V229H142V228ZM160 227H163L162 229L163 230H161L160 231V229H159V231L161 232H159L158 231V233H156L157 232V229L158 228H160ZM187 227H191V229L189 230V228H187ZM197 227V228H196ZM111 228V229H110ZM124 228V229H123ZM153 228V229H152ZM157 228V229H156ZM188 230H187V229ZM198 228H200V229H198ZM71 229V230H70ZM115 229L117 230V231H115ZM150 229H152V230H150ZM154 229H156L155 231H153ZM259 229H260V231H259ZM66 231V232H64V231ZM69 230V231H68ZM76 230V231H77ZM110 230V231H109ZM112 230V231H111ZM127 230V231H126ZM136 230V231H135ZM138 230V231H137ZM107 231V232H106ZM142 231H144V234L142 233ZM188 231V232H187ZM263 231V232H262ZM57 232V233H56ZM99 232V233H98ZM113 232V233H112ZM136 232H138V233H136ZM146 232V233H145ZM147 232H151V233H147ZM152 232H153V234H152ZM155 232V233H154ZM256 232V233H255ZM260 232H262V233H260ZM65 233V234H64ZM98 233V234H97ZM110 233H112V234H110ZM136 233V234H135ZM110 234V236L112 235V237H110V236H108V237H110V238H108V237H106L105 235H109ZM142 234V235H141ZM145 234L147 235V236H145ZM159 235V236H157V235ZM139 235H141V236H139ZM161 235V236H160ZM163 235H164V237H163ZM165 235H168V236H165ZM126 236H130V237H132V238H128V237H126ZM142 236H144V237H142ZM156 236V237H155ZM135 237V238H134ZM160 237V238H159ZM166 237V238H165ZM70 239H68V240H66V239H63L61 242H57L56 244H58V246H61V247H57V246H52L51 248H50V250H49V252L47 251L46 253L48 254H52V252H54L53 253V255H51L53 258H54V256H55V253H61V251H63L62 253L64 254V251H65V256L67 255V254H71L72 253V251H73V249L71 248V247H69V243L71 242V241H73V240H71V237H69ZM100 240H98V239ZM107 238H108V240H107ZM113 239V241H111L112 239ZM125 238V239H124ZM127 238V239H126ZM155 238H157V241H155L156 239ZM159 238V239H158ZM161 238H164V239H166V241H161ZM104 239H105V241H104ZM129 239V240H128ZM70 240V241H69ZM103 240V241H102ZM146 240V241H145ZM160 240V241H159ZM98 241V242H97ZM143 241L145 242V243H143ZM148 241V242H147ZM159 241V242H158ZM103 242H105V243H103ZM110 242H111V244H110ZM156 242V243H155ZM67 243V244H66ZM93 243H95V246H94V244ZM97 243H98V245H97ZM99 243H103L102 245L103 246H101V244H99ZM108 243V244H107ZM56 244H54V245H56ZM60 244H62V245H60ZM65 244V245H64ZM110 244V245H109ZM143 244V245H142ZM63 245L65 246V247H63ZM66 245H68V247L70 248H68ZM89 246V247H87V246ZM99 245H100V247H99ZM105 245H107L106 246V248H105ZM112 245H116L115 247H113ZM145 245V246H144ZM96 247V249L94 248V247ZM54 247H55V249H54ZM91 247H93V248H91ZM99 247V248H98ZM108 247H110V249H111V247H113L114 248V250H115V252H113V253H107V251L106 250H108L109 248ZM87 248H89V250L87 249ZM102 248V249H101ZM104 248V249H103ZM116 248L118 249V250H116ZM150 248H154L155 250H156V252L155 251H151V249ZM52 249H53V251H52ZM59 249V250H58ZM63 249V250H62ZM68 249V250H67ZM72 249V250H71ZM93 249V251L94 252H91V250ZM101 249V250H100ZM121 249V250H120ZM150 249V250H149ZM61 250V251H60ZM67 250V251H66ZM86 250V251H85ZM134 250V251H133ZM142 251V253H141V251ZM150 252H152V253H149L148 254V252L149 251ZM52 251V252H51ZM56 251V252H55ZM70 251V252H69ZM140 251V252H139ZM81 252H85L87 255H88V257H86V255L84 256V254L85 253H81ZM134 252V253H133ZM147 252V253H146ZM102 253V254H101ZM103 253H105V254H103ZM139 255H137V254ZM146 253V254H145ZM101 254V255H100ZM128 254H130V255H128ZM132 254H134V255H132ZM143 255V254H145V255H143L144 257H140V255ZM169 254V256L167 257V255ZM171 254H173V256H174V259L172 258V256H170ZM97 255V256H96ZM99 256V257H98ZM138 256V257H137ZM253 256H254V258H253ZM133 258V259H132ZM167 258V259H166ZM171 258L173 259V260H171ZM145 259V260H144ZM148 260V261H147ZM166 262H165V261ZM56 261H59L58 262V264H61V263H63V264H73L74 262H73V260L71 261V262H69V261H67V262H61L60 260H56ZM146 261V262H145ZM257 261V262H256ZM61 262V263H60ZM69 262V263H68ZM54 264H57V262L56 263H54Z\"/></svg>",
  "mask_w": 264,
  "mask_h": 264
}]
</instances>
